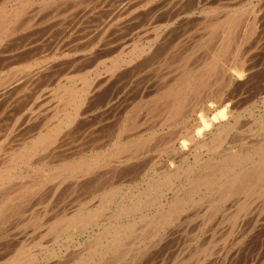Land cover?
<instances>
[{"label": "rangeland", "instance_id": "rangeland-1", "mask_svg": "<svg viewBox=\"0 0 264 264\" xmlns=\"http://www.w3.org/2000/svg\"><path fill=\"white\" fill-rule=\"evenodd\" d=\"M74 1L75 0H61V2H60V0H53V1H51L52 5L50 3V5L47 6V8L46 7H44V9L42 8L43 9L42 11L38 8V5H36V3H34V5L32 4V7L34 6L32 9H31V7L30 8L28 7V10L29 9H31V10L29 12H27L28 10L26 11V14H25L26 16L24 17V19L25 20L28 19V21H29L30 19L35 18L34 21L35 20L36 21L35 22L33 21L31 23V25L29 24L28 31H26V32H28L27 34H26V32L24 30H21L20 29L17 32L18 33V35H17L18 37L16 35L13 36V37L16 36L15 37V38H17L16 41L14 40L15 38L12 37V39H11V37H10V41L13 40L12 43L8 40L9 38L7 39V42H6L7 45H6V43L5 44L3 43V45H5V48L8 46V48H6V49L9 50V45L10 44H11L10 45L11 48H10L9 51L8 50L6 51L5 48H4L5 50L0 48V51H1V53H0V77L1 76H5V75H7L10 72L12 74L14 72V69L18 68L17 66H21L20 64L24 63L25 60L21 61L22 57H23V59H25L24 56H26V58H27L29 52H31V54L32 53L33 54H36L37 52H35V50H37L38 48H39L38 50H40V52H41V49H43V51H44L45 50V47H46V51L48 52V53L46 52V55L47 56H52L53 53H55V54L57 52L59 53V51H58L59 48H60L61 54H63V55L65 53H67V52L72 51L73 49L76 51V53L79 51V53H77L79 56H81V54L83 52L84 55L81 56L82 58H80V57H79L80 59L76 58V60H77L76 62L79 63L78 65L75 62L74 65H73V63L70 64L71 67L69 66V68H68L63 63V65L65 66L64 69L62 67V70L63 71L60 69L61 68L60 66L62 64L59 65V67L57 66L58 68L55 67L57 69V71H58V69H59V71L61 70L60 72H58V75H56L57 72L55 74L54 71L48 72L50 74H53V73L54 74L51 77L52 81L50 79H47V81H51L52 83L51 82L49 83V86L46 88V90L50 91L51 90V87H52L53 88V92H54L53 95H55L56 90H57V86L59 84H61V83H69L68 80H69L70 77H74L75 76V78L78 79L77 82L79 84V81H80L79 80L80 79L79 77H81V76L84 77L85 74H86L85 72H87V73L90 72V74H92L93 77L95 76L94 75V71L97 72V74L100 72L98 76H104V74L106 75V72H108V67L111 65V63L113 62V60H115V61L116 60H119L120 57H122L123 55L129 54L132 51V49L134 47H136V46L142 47V45L145 43L143 45V47L147 48V46L149 44L150 45L152 44V46H150V45L149 46L151 48H153L156 52L151 49L150 50L151 53L149 51L147 54H145V56L143 55L144 57H140L141 59H138L137 58V59L134 60V64L135 65L136 64H138V65L140 64V66H141L142 65L141 64L142 61L144 62V60L146 58L147 61H145V62H147V63H144L143 64V66H145V67H142L141 66V68H140L138 65L135 66L133 64L131 66V68L129 67L131 69L130 70L129 68H127V67L125 68V66H124V68H122V70L119 71L121 75H123L124 73H126V71L129 74L131 73V71H133L134 73L132 72L133 73V74L131 73L132 75L131 74L129 75V74L126 73L123 76H121L119 74V76L117 77V81H115L116 80V77L115 78L113 77L115 80L113 78H112L113 80L111 79V81H110L111 84H108V87L110 86L109 88L106 87L107 85H104V86H102L104 88L103 90H102V87H101V89L96 90V91L101 90L102 93L104 92L103 96H106L108 93H112V94H108L107 95L108 97H110L112 95L110 97L111 101L109 100V98H107V96L106 97H102V95H99V93L101 91L98 92L97 97L95 95H93L95 93L92 94L94 97L91 96L89 98L90 103L87 100V102L89 104L86 102L87 104L85 103L84 104L85 106H83V109L89 108L90 109V110H88L89 112L86 111L83 114V116L79 117L80 119H78L75 122L76 124L74 123L75 125H73V128L71 129V134H69L67 136V138H65V141H62L63 142L62 145H60V143H59V145H60L59 147L60 148H58V150L55 149V151L52 152V154L50 152L47 153L49 156H51V155L54 156L55 155L54 157H52L53 159L50 157V160L51 161H55L56 160V164L59 165V163L62 162V161H64V159H65V161H70V160H72V158H76V157L82 155V153H83V155L85 153L88 156H92V155H96V154H101L103 152H107V151L111 150L118 141L119 142H123L124 141L123 139H125V138L136 137L138 135V133H141L143 131L146 132V131L150 130V128H151V130L154 129L157 132L159 131L160 132L159 134H162L163 130H164V133L165 132L166 133L165 134L163 133L162 135L159 136V134L157 132L156 133L154 132L156 136L153 135L152 138L150 139V141L148 142L150 144V148L148 147L149 145L147 144V145H145L143 147L145 149V152H143L144 150L142 148L141 151L139 152V154H137V155L135 154V157L133 158L134 160L131 159L132 163L134 162L133 163L134 165L131 164V161H129L126 165H124V167L122 169V172L120 171L121 172L120 173L121 176H119V178L117 177L115 180H113L114 183H117V184H114L112 182L113 187L119 186L118 188L120 189V186H121V189H120L121 190L120 191L121 193L120 194L125 195L126 201H127V200H129L128 198L131 197L132 195L136 194L137 191L139 192V191L146 190L147 188H150L149 185L151 184L152 179L155 178V177H157L158 174L159 175H161L163 173L165 174V173H168L169 171L172 172V173L173 172L175 173V169H176V171L179 173L180 176H182V178L181 177L178 178V175L175 176V177L174 176L171 177V183L167 184L168 186L166 185L165 187H163L162 190L156 192L155 193L156 195L154 194V197L155 198L153 197L154 199L150 201L151 203H149V204H143L141 206L142 209L141 210L138 209V212L134 211V212L131 213V215L130 214L129 215H124V216L121 215V217H119V218L113 217L114 218V220H113V218L111 219V218H108V216H107V213H108V215H109V213L111 214V215H109V217L112 216V213L111 212H113L115 210L114 208L117 207L116 205H113L112 204L111 205L112 208L111 207H110V209L106 208L104 211H102L103 213L101 212L99 214L100 216L98 215L99 217L97 216L98 218L97 217L95 218V220H97L96 224L95 223H91L90 225H92V224L93 225L92 226L89 225L90 227L89 226H85L83 228H77L75 230L74 229H72V230L71 229H68V230L62 231V229H61V232H59V233L57 232L59 236L57 235L56 232L54 233V231H52V232L51 231H48V228L50 226L49 224H51L52 221H56L55 220L56 218H57V220L65 221V219H67L68 216H71L72 213H76L75 212L76 210H78V212H80V211L84 212L83 210H85L86 208H89V210L92 208L91 210H93V211H94V207H95V209L97 207L99 208L98 204L100 205V202L97 199H99V197H100L98 195V193L100 194V190L99 191L97 190L95 192V190H96L95 187H94L95 185L92 186L93 185V182L92 181L89 182V183L84 182L83 185L81 183L78 186L79 188L77 187V188L74 189L73 187H69L70 188L69 189L67 187L68 186H71V181H72L71 178H67V179H65L63 181V183L61 185V188L56 191L57 193L55 192L56 194L53 193L54 191L52 190L53 189V186H55V184L48 185L47 186L48 188L45 187L44 189L41 190L40 196L38 195L39 193H37L35 196H33V198H31L32 200L30 199L31 201L30 200L28 201L26 199L27 201L24 202V205L22 204V206L18 210H14L11 213V216L9 215L10 218L8 217L5 220L6 222L4 221V222L0 223V247H1L0 248V255L1 254L3 256H4V254H5V256L7 254L12 255L13 252H15V250L18 247L17 246V243L19 244L21 242L22 244L23 243L25 244V252L28 251V250H29L28 252L31 251V254H30L31 255V259H30V262L28 260V261H26L23 264H70V263L71 264H76V263L78 264L79 262L86 261L87 259L85 260V258H87V257H89V256H91L93 254H95V256H96V254L98 252H96V253L94 251L92 252V250H94L93 249V246L95 244H98L99 245V243H97L98 242L97 241V238H98V236H100L99 235L100 232H102V229H103L102 226L106 225L110 221L111 222V225H110V222H109L108 223V227H112V229H113V226L114 227L116 226L118 228L121 227V224L120 223H122L123 226L126 225V224H129L128 228L127 229H124V231H126V233H125V236H124L125 238H123L122 247H123V250L126 247L125 244H124V242L126 244L128 243L127 244L128 247H126L127 249L125 248L127 251H126L125 257L122 260L123 262L121 264H123L126 260H128V261L130 260V261L129 262H125V264H130L132 262V260H134L136 264H137V262L139 264L140 261L143 262L142 264H264V201H263L264 200V198H263L264 197L263 196L264 193L259 194V195H257V194L256 195L255 194L251 195L250 197H248L247 204H245V205L244 204H238L239 201H242L244 199L245 195H243V194H238V195L237 194H234L233 196H231V198L229 197L223 203L218 204L219 206L216 205V204H213L212 205V204H210V201H209L208 198H203L202 200L198 201L197 203H194V204L192 203V206L190 204V205L187 206L188 208L185 207L183 209L184 211L180 210V213L178 212V214L175 215L177 217H175V220L173 221V223H171L167 228H165L164 229L165 231L163 230V233L161 234V236L160 235H157L155 237L156 239L158 237L157 241H156V239L155 240H151V241L149 239V241H148V239L145 237L146 236L145 233H142L143 231L144 232L146 231V230H144L145 228H144V224L143 223H144V219L147 218V217H144L143 215H146L147 214V216L148 215L149 216H152L153 214H155L154 212L158 209L159 205H161L159 203L162 202V200H164L165 196L166 197H172V195H173V192L172 191H174V189L177 186H179L182 183H184L183 181L185 179V175H183V174H184V170L187 167L193 166V165H195L197 163H201V162L203 163V161L205 162V161L209 160L212 155H215L216 154V156H213V157H217V155L219 156L223 152H227L229 150L230 151H236V150H238L242 146L251 145V143L254 144L256 142H259V140H261V138L264 137V129H256V127L259 124V122H263L264 123V88H263V86H264V42H263L264 41V31H263V29H264V25H263L264 24V7H261V6H264V0H262V1L261 0H246V2H245V0H236V1L235 0H232V2H230L231 0L230 1L229 0H214L215 3H213L214 1H212V3H211V0H192V1L191 0H183V3L182 4H181V1L182 0L181 1L180 0H174L172 2L170 1V3H169V0H167V2H165L166 0H162V2H161V0H146L147 3H148L147 6L151 5L148 8L146 6L145 7V9L147 8L146 10L143 8L145 6V4H146V1H144V0H129V1L128 0H124V1L123 0H113L112 2H111V0H98V1H96V0H84V1L83 0H76L75 3H74ZM139 1H141L142 3L139 2ZM177 1H179V2H177ZM204 1H206V2L204 3ZM220 1H222V2H220ZM132 2L134 4L137 3V5L136 6L134 5L135 6L134 7L132 5ZM138 2L140 3L139 5H138ZM151 2H153V4H151ZM175 2H177L176 3L177 5L175 4ZM189 2H191V3H189ZM208 2H210V4H208ZM218 2H219V4H217ZM234 2H237V3H234ZM251 2H252V4H251ZM167 3H169V6H168ZM228 3H229V5H228ZM248 3L252 5V8L255 7L256 9H259L260 10L259 11V13H260L259 15H261L260 16L261 19L258 16V18L256 20V23H258V24H255L254 23V26L256 25V27L254 28L255 30H253V27H252L253 26L252 25L253 22L251 23L252 18L250 17L251 13H249V10H248V13L245 14L246 17L245 16L243 17V19L245 18L244 22H242V24L240 23L241 24L240 26L243 27L245 25L244 27L247 26L246 27L247 29L244 28V27L243 28L241 27V29H240V27H239L240 31L237 30V32L239 31L238 33L235 31V33H236L235 34V36H236L235 37V39H236L235 40V43L236 42L237 43H236V45H233L232 46V49H230V53L234 52V49L237 50L236 53H238V55H239V56L237 55V59H238L237 62L240 63V64L242 63V66L243 67L245 66V63L247 62L248 63L247 65L249 67L248 66H245L246 67L245 70L248 73H250V74H248L247 72H245V74L243 73L244 74V77L241 80L239 79V81H236L238 79H236V77H234L232 79V81H235V82L234 83L232 82L231 84H228V82H227L228 81V75L225 74V73H223L222 70H218V72L216 73V75L214 77V80H212V82H210L211 87H209V89H202V91L200 90L199 94L201 96L204 95L203 97L199 96V94L197 95L196 93H193L192 94V92H189L188 94L190 95V97L193 95L192 96L193 99H192V98H189V95L186 94V98L187 99L185 98V102H186V104L184 106V110L185 111H183L182 114H185L186 111L188 113L186 112V114L184 115V117L182 116L180 118V120L178 119L175 122L174 121H170L168 125H164L163 127H160L159 122H160V117H161V114H162V109L160 107L156 106V109H157L156 111L157 112H154L153 111L151 114H149V112H148V114H149L148 115L145 112L147 111V108H148V106L151 105V103H149V105H148L147 102H152L153 99H154L152 97H155L157 95L159 89L161 91L164 88V86H167L168 84L173 83V81L176 80L178 76L180 77L184 73L185 69L188 70L190 68L191 69L192 68L193 69L198 68L200 65H202V63L206 59H208L210 57V51L213 50L214 42H211L210 43L208 41H205V39H204L206 37V34H205L206 33V31H205L206 29L204 27H202V26H204V23H205L204 21H206L209 18H211L212 15H214V14L220 15L221 13L224 12V10H228V9L230 10V8L233 9V8H236V7L237 8L238 7H242V6L248 5ZM164 4H165V6H164ZM180 4H181V6H180ZM233 4H234V6H233ZM256 4H260V7L261 8L259 7V5H256ZM155 5H159V6L157 7ZM209 5H211L214 8L212 9L211 6L209 7ZM128 6L129 7L130 6H133V7L130 10H128V11H124L122 13L120 12V10L122 11V9H124V8H126ZM228 6L229 7L231 6V7L228 8ZM35 7L37 8L36 10H40V14H39L38 11H35ZM168 7L170 9H168ZM171 7L172 8L174 7L173 10H172ZM119 8H120V10H119ZM136 8H138V9L140 8V9L138 10ZM149 8H150V10H149ZM162 8H163V10H162ZM205 8H206V13H205ZM208 8H210V9L207 10ZM215 8H217V9L215 10ZM221 8H223V9H221ZM115 9H117L118 12H120V13L115 12L113 14V12H114ZM131 10H132V12L134 10H136V11L138 10V11L135 12L133 16H131L130 15ZM147 10H149V11H147ZM201 10L203 11L204 14L202 13ZM111 11H112V13H111ZM209 11H211V13H209ZM218 11L220 13H218ZM152 12L153 13H156V14H159L160 16H158L156 14H153ZM255 12L257 13V11H255ZM33 13H35V14H33ZM147 13H149V14H148V17L146 18ZM208 13H209V15L211 14V16H209ZM118 14L119 15L121 14L122 16H119ZM131 14H133V13H131ZM143 14H145V16ZM72 15H73V17H72ZM114 15H116V16H114ZM152 15H154L156 17L158 16L157 19L159 21L158 20H155L156 18L154 16H152ZM193 15L196 18H194ZM137 16L143 18V20H141V18L138 19ZM197 16H200V19ZM205 16H206V19L204 21H202L201 20L202 17H205ZM115 17H116L117 20L115 19ZM126 17H128V19ZM189 17L190 18L192 17L194 19L192 20V18L190 19ZM247 17H249V18L246 19ZM148 18H149V20H148ZM186 18L187 19L189 18L191 21L189 19L186 20ZM61 19H63V20H61ZM198 19H199L200 22L197 21ZM123 20H125V21H123ZM28 21L26 20L25 23H27ZM65 21H67V22H65ZM118 21L119 22L122 21L121 22L122 24L120 23V25H119L118 24L119 23ZM192 21H193V23L194 22L195 23L193 24ZM150 22H151V24H150ZM152 22H153V24H155L154 27H153ZM166 22H167V24H166ZM247 22L248 23L250 22V23L248 24ZM55 23H57V24H55ZM126 23L127 24L129 23V24L127 26H125ZM156 24H158V25H156ZM43 25L44 26L46 25L47 27L46 26L44 27ZM107 25L109 27H107ZM122 25H124V26H122ZM160 25H161V27L159 28ZM164 25H165V28L163 27ZM172 25H174V26H172ZM36 26H38V27H36ZM181 26L183 28H181ZM200 26H201V28H200ZM51 27H53V28H51ZM187 27H188V29H187ZM249 27H251V28H249ZM30 28H32V29H30ZM153 28H155L154 31H153ZM196 28H197V30H196ZM167 29H169V30L173 29L174 32L167 31ZM203 29H205V30H203ZM243 29L245 31H243V34H242L241 31ZM199 30L200 31L203 30L204 32L202 31L203 32L202 33ZM21 31H23V32H21ZM45 31H48V32H45ZM38 32H40V33L43 32V33H42V35H40V33H38ZM142 32L145 34V36H144V34ZM250 32H253V33H250ZM19 33H20V35H19ZM37 33H38L39 36L37 35ZM44 33H46V34H44ZM157 33H159L160 35L159 36L156 35ZM186 33H188V34H186ZM22 34H23V36H22ZM24 34H26L25 38H24ZM29 34L32 35V36H30ZM48 34H50V35H48ZM125 34L127 35V37H126ZM237 34H238V37H240V38H238L240 42L237 41L238 40L237 39ZM142 35H143V37H142ZM154 35L157 36L158 39L154 38ZM19 36L20 37L22 36L21 38H22V40L24 39V42L21 41V38ZM28 36H29V38H28ZM30 37H32V38H30ZM36 37H40V39L39 38L37 39ZM253 37L255 39H253ZM44 38H45V40H44ZM151 38L152 39L154 38V41L151 40ZM200 38H202L201 39V41H202L201 43L207 42L206 45L199 43L200 42ZM250 38H251V40H250ZM18 39H20L21 42ZM126 39L128 40L127 42H126ZM144 39H146V40H144ZM248 39H249V41H248ZM17 40H18V42H17ZM33 40H34V42H33ZM35 40H37V41H35ZM160 40H161V42H160ZM254 40L256 41L255 43H257V45L254 43ZM29 41H30V44L27 43ZM88 41H90V44H89ZM260 41L263 42L261 45L259 44ZM35 42H37V43H35ZM96 42L99 43V44H97ZM26 43L30 46V48H29V46L26 45ZM34 43H35V45L37 44L38 46L36 45V47H34L35 46ZM45 43L47 45H45ZM78 43H79V46H77ZM159 43H160V45H158ZM161 43H163L162 46H161ZM198 43L201 46L198 47ZM13 44L16 46L15 48H13L14 47ZM18 44H20L21 47ZM121 44L125 45V47L127 46V44L129 46L131 45L130 46L131 48L129 46H127L126 48L125 47L123 48V45H121ZM146 44H147V46H146ZM170 44H171V46H170ZM73 45L75 47H73ZM115 45H117L118 47L117 46L115 47ZM156 45L159 48H162V50L160 49L161 50L160 51L158 49V47H156ZM175 45H176V47H175ZM196 45H197L198 48L196 47ZM31 46H33V48H35V49L34 50L31 49ZM23 47L27 51H29V52L25 51V49ZM61 47H62V49H64V52L61 49ZM71 47H73V48H71ZM154 47H156V48H154ZM181 47H183V48H181ZM21 48L24 49V50L22 51ZM260 48H261L262 51H260ZM11 49L13 51H16L17 50L16 53L19 50V52H18L19 54H20V50H21L22 55L20 54L21 55V56L19 55L20 57L17 56L18 54L14 53ZM81 49H82V51H81ZM83 49H84V51H83ZM87 49H88V51H86ZM113 49H116V50H113ZM209 49H210V51H209ZM32 50L34 52H32ZM120 50H122V51H120ZM238 50L241 51V52H239ZM90 51H91V53H90ZM92 51H93V55H92ZM153 51H154V53H152ZM24 52H26L28 54L26 55ZM40 52L37 53L38 54L37 56L42 55V54L45 55L44 52H41V53ZM243 52H244V54H242ZM183 53L185 55L184 56L185 57L184 58L185 60L181 56V55H183ZM23 54H25V55L23 56ZM87 54L89 55V57H88ZM152 54H155V56L154 55L152 56ZM203 54H204V56H202ZM229 54L226 55V57H225L226 59L223 58L224 61L225 60L226 61L227 60L228 61H232L231 59H228V58H230L229 57ZM248 54H249V56H248ZM15 55L18 58H16ZM187 55H189V56H187ZM242 55H243V57H242L243 59H240ZM8 56H10V57H8ZM13 56L15 58H13ZM74 56H75V54H74ZM94 56H96V57H94ZM70 57H72V55ZM147 57H149V58H147ZM186 57H187V59H186ZM248 57H250L252 59V61ZM256 57H257V59H256ZM87 58H91V59H89V60L86 61ZM15 59L17 61H19V62H17ZM13 60H15V61H13ZM140 60H142V61H140ZM239 60H240V62H239ZM139 61L141 63H138ZM244 61H246V62L244 63ZM248 61L251 62L252 64L249 63ZM178 62H179V65L181 63L182 64L180 66H178ZM81 63H82V65H81ZM187 63H189L190 66ZM243 63H244V65H243ZM92 65H93V67H92ZM134 66H135V68H134ZM137 67H139V70H138ZM11 68H13V69H11ZM93 68H94V70H93ZM132 68H133V70H132ZM123 69H126L125 72L123 71ZM180 69H182V70H180ZM6 72H7V74H6ZM121 72H123V73H121ZM251 72H253V73H251ZM176 73H178V74L175 75V76H173ZM68 74H70V75H68ZM55 75H56L57 80L55 78ZM256 75H258L259 77L256 76ZM128 76H130V77H128ZM225 76H227V78H225ZM46 77H50V75L49 76L46 75L45 78ZM95 77H97V76H95ZM45 78H44V82L43 83H46L45 82L46 81ZM171 78L172 79L175 78V79L172 80ZM216 80L218 81L217 83H216ZM164 83H166V84H164ZM217 84H218V87H216ZM221 85H222V87L225 85V88L222 89ZM43 86H45V84H43ZM220 87H221L222 90L221 89L219 90ZM210 88H212V89H210ZM260 88H262V89H260ZM112 89H113V91H111ZM227 89H229V90H227ZM36 90H41V87L40 86L38 88L36 87ZM209 90H211V91H209ZM231 90H233V92ZM208 91H209L210 94L206 95ZM220 91H222V92H220ZM30 92H33V90L31 89ZM220 93L222 94V96H220L221 95ZM34 94H36V93H34ZM154 94H155V96H154ZM218 94H219V97H223L224 96V97L229 98L228 100H231L232 99L231 100L232 102H233V100H235L236 103L239 102L238 103L239 106H237V104L234 101V103L236 105L235 104H233V105H235V107H236L235 109H237V110H234V108H231V107H229L227 109H225V108L223 109L224 104H225V103H223L218 109H216L212 114H210L211 116L209 115V117L212 119V121L215 124L216 123L219 124V126L216 124L215 125L216 127L214 128L213 127L214 125L211 126L210 124H208V121L205 120L208 117H206V114L204 112L205 110H203V109L205 107L204 106L205 104L206 105H209L212 102L215 103V101H217V99L219 98L218 97ZM236 94H237V97L235 96ZM29 95H30L29 94V90L28 91L26 90L25 92L18 93L17 96H16V94L12 95L10 97L11 100H10V98H7L8 100L5 99V102H0V103H3V105L0 104V136H2L0 138L4 139L3 141H2V139H0V145H2V146H0L1 147L0 148V151H1L0 152V158L6 156L9 153V151L18 148V146H20L19 144H21L23 142V140H21V139H23V137L24 138H28L32 134H35L39 130V127H37V128L31 129V130L25 129V131H26L25 132L24 129H22V128L19 129L18 128V129L15 130V132H10L11 124L13 122H15V120L17 118H19V117L26 118V116H25L26 113H24V112L28 109L27 106H30V104L32 102L31 98L33 97V96H30L29 97ZM53 95H52V90H51V95H50L51 99L49 97L50 100L46 99L43 102V103H45V105L43 106L45 108L44 109V112H43V109H42L43 107L35 108V112H34L35 115L38 112H40V116H41L42 115V112L44 114L45 112H47L49 110L46 113V115L50 116L51 113L54 112V110H56V109L59 108L57 106L58 101H57V99H55V96L53 97ZM98 95L101 96L102 98L99 97ZM230 96H233V98L232 97L230 98ZM95 97L97 98L96 101H95V99H96ZM198 97H200L201 99L198 98ZM216 97H217V99H216ZM238 97H239V99H238ZM29 98H30V100H29ZM27 100L30 101V102L26 103ZM102 100L105 103L102 102ZM150 100H152V101H150ZM15 101H16V104H15ZM92 101L93 102L95 101V102L92 103ZM189 101H191V103ZM50 102H51V104H47V103H50ZM194 103H198V104L194 105ZM18 104H20V105L18 106ZM100 104H101V106L99 107ZM191 104L193 105V107L191 106ZM89 105H90V107H89ZM145 105H146V107H145ZM187 105H190L189 106L190 108ZM132 106H133V108H132ZM186 106L188 107V110H187V107ZM195 106H197V107H195ZM202 106H204V107H202ZM53 107H54V109H53ZM50 108H51V110H50ZM243 108H245V109H243ZM125 109L127 111L129 109L130 111L127 112ZM158 109H159V111H158ZM191 109H192V111H191ZM230 109H232V110H230ZM94 110L97 111L98 113L95 114L96 112H94ZM22 111H24V112H22ZM193 111H195V112H193ZM236 111H238L240 117L238 116V114H236L238 117L237 118L236 117L233 118L232 115L234 114L233 116H235V113H237ZM125 112L128 113V114L131 112V114H129V115H131V118L130 119L132 121L135 120V122H136L135 124L137 126H135L130 131L129 130L126 131L125 132L126 134L125 133H122V135L125 134V136L124 135L122 136L120 134L121 132L119 130L121 129L120 127L123 126V124H124L123 122L126 121L125 120L126 117H124ZM221 112H223L225 114L222 116V115H220ZM153 113H155V114H153ZM91 114H93V116ZM213 114H215V115H213ZM186 115L188 116V119H186L187 118ZM92 117L94 119H97L98 122H97V120H93ZM144 117H145V119H144ZM82 118L85 119L86 121L85 120L82 121ZM255 118H256V120H255ZM90 119H92L93 122ZM100 119H102L101 122H100ZM143 119H144V121H143ZM146 119H147V121H146ZM185 119H186V121H185ZM235 119H237V120H235ZM21 120L23 121L24 119L20 118V121ZM131 120H127L128 123L127 122H125V123L127 125H130L129 123H130ZM84 121H85V123H84ZM87 121H89V122H87ZM90 121H91V123H90ZM142 121H143V123H147L148 125L145 124V126H144V124H143V126H141L140 125V122H142ZM184 121H185V124H183ZM233 121L234 122L236 121L237 123L235 122V124H234ZM181 122H182V125H181ZM80 123H81V126L82 125H85L86 127L85 126H82V127L79 126ZM82 123H84V124H82ZM230 123L233 126L232 129L234 128L233 130L231 129V126H228ZM91 124H92V126H91ZM174 124H176V125H174ZM147 126H149V127H147ZM189 126H191V127H189ZM223 126H224V128H223ZM227 126H228V128H230L229 132H226L227 129H228ZM83 128H84V130H83ZM189 128L190 129L193 128L192 130L196 134V135H193V136H190L189 135L192 138V140L195 139L198 136L195 139L196 141L193 140L192 143H190V141H192L191 138L188 137L187 135H185V134H187L186 130L189 129ZM93 129H95L96 131L93 130ZM222 129L223 130L226 129V130L222 131ZM89 130L91 132H89ZM103 130H104V132H103ZM140 130H141V132H138ZM92 131H95V135H92V134H94V132H92ZM101 131H102V133H101ZM209 131H211L212 133L214 131L215 133L212 134ZM8 132H9V134L12 133L10 135V137H7ZM5 133H7V134H5ZM18 133L20 134V136L18 135ZM21 133H23L24 135L21 134ZM73 133H75V135ZM167 133H170V134H167ZM174 133H176V134H174ZM226 133H228V135ZM80 134L81 135L82 134L85 135V137H83V135L81 136ZM135 134H137V135H135ZM149 134L150 133H147L146 132L144 134V136H147ZM181 134H183V135H181ZM219 134H220V136H219ZM126 135H127V137H126ZM177 135H178V137H177ZM207 135H208V137L206 139H203ZM224 135L226 137H224ZM16 136L19 138V140L17 139ZM73 136H75V137L73 138ZM120 136H121V139H119ZM181 136H182V138H181ZM71 137L73 139H75V141H72L73 139ZM176 137H177V139H176ZM215 137H217L218 139L221 138L220 141H219L220 143H218V141H216L217 138H215ZM69 138H70V140H68ZM167 138H172V139H175L176 140L173 146H170L169 145V142H167V140H168ZM152 139H155L156 142H154V140H152ZM187 139H189L190 141L188 142ZM7 140H8V142H7ZM203 140H205V141L207 140L206 141V144L204 146L203 145L200 146L198 144V142L199 141L202 142ZM222 140H223V143H222ZM230 140H233V141H230ZM209 141H213V143L212 142H209ZM67 142H69V143H67ZM164 142H165V144H164ZM194 142L195 143L197 142V143L194 144ZM233 142H235V143H233ZM90 143L92 144V147H91V144ZM157 143H158V146H157ZM210 143H212V144L209 145ZM66 144H69V145H66ZM81 144L83 145V147H82ZM109 144H110V146H109ZM189 144H194L193 146H191L192 149H190ZM214 145H216L218 147L214 149V147H215ZM96 146H97V148H96ZM98 146H100V147H98ZM181 146H182V148H181ZM185 146H187V148ZM90 147H91V149H89ZM166 147H168V148H166ZM211 147H213V148H211ZM180 148H181V151H179ZM188 148L190 149V151L187 150ZM200 148H201V150H200ZM154 149H156V150H154ZM212 149H214V150L212 151ZM4 150L6 152H4ZM100 150H101V152H100ZM146 150H148V151H146ZM82 151H84V152H82ZM87 153H89V154H87ZM181 154H185V155H182V158H180L181 157L180 156ZM43 155L44 154L41 153L39 156H43ZM65 156H66V158L63 159V157H65ZM120 156H121L120 158L122 160H123V158L125 159V157H123V154L122 153L120 154ZM149 158H151V159H149ZM57 159L60 160L58 163H57ZM188 161H189V163H188ZM113 162L114 161H111L107 166H104L105 171H108V170L110 171L111 170V166L113 165L112 164ZM172 163L175 164V165H173ZM125 166H127V167H125ZM100 168H101L102 171H104V169H102L103 167H100ZM125 168H126V170H125ZM127 168H128V170H127ZM180 170H181V172H180ZM108 173L110 174L111 172H108ZM147 175H148V177H147ZM177 181H179L180 183L177 182ZM90 183H91V185H90ZM147 183H148V185H147ZM175 184H178V185L175 186ZM85 185H88V186H86V188H85ZM124 185H125V187L127 185L129 190H127V187L125 188ZM129 185H130V187H129ZM141 185H143V186H141ZM171 185H172V187H171ZM81 186L84 187L83 188L84 190L81 188ZM137 186H138V188H136ZM131 188H134L135 190L134 189H131ZM62 189H64V190H62ZM65 189H66V191H65ZM93 189H95V190H93ZM106 189H108V188H106ZM59 190H61V191H59ZM48 191H50L51 193L48 192ZM125 191H127V192H125ZM89 192H90V194L91 193L92 194L90 195ZM132 192H133V194H132ZM127 193H129V194H127ZM54 194H55V196H54ZM158 195H160V196H158ZM58 196H60V197H58ZM234 196H235V198H233ZM41 197H43V198H41ZM160 197H162V198L160 199ZM239 197H241V198H239ZM89 198H91V199H89ZM131 198H133V197H131ZM95 199H96V202H95ZM258 199H259V201H258ZM156 201H157V204H156ZM80 202H81V204H80ZM93 202H94V204H92ZM83 203H88V204H83ZM96 203H97V205H96ZM238 205H244V208H243L244 210L242 209L243 211H240V208L238 207ZM90 206H91V208H90ZM148 206H150V207H148ZM210 208L213 209V210H211ZM148 210H149V212H148ZM151 210H153V211H151ZM204 211H205V213H204ZM138 213L139 214L142 213L143 215L142 214L139 215ZM135 214H138L139 216L138 215H135ZM105 215H106V219H105ZM233 215H235V217L232 218ZM23 216H24V218H23ZM149 216H148V218H149ZM58 217L60 219H58ZM137 217H138V219H140L139 217H141V219L140 220H137ZM204 217H206V218H204ZM28 218H29V220H27ZM124 218H126L127 221ZM49 219L51 220V222H50ZM129 219L132 220V221H130ZM24 220L27 223H29V224L27 225ZM36 220H38V221H36ZM47 220H49V221H47ZM117 220L120 221V222H118ZM33 221H34V223H33ZM7 222H9V223L7 224ZM30 222L33 223V224H31ZM35 222L36 223L38 222L37 225H36ZM98 222H100V225H98L99 224ZM140 223H142V224H140ZM94 224H95V226H94ZM119 224H120V226H119ZM135 224H136V226H135ZM133 226H134V228H133ZM2 227L5 229V230H2L3 232H1V229H3ZM100 227H102V229ZM129 227H130L131 230L129 229ZM138 227L142 231L141 233H140V230H139ZM137 229H138V232H137ZM45 230H46V232H45ZM41 231H44V232L42 233ZM49 232L52 233V234H50ZM127 232L129 234H127ZM39 233H40V235H38ZM65 233H66L67 236L65 235ZM53 234L57 238H55V236ZM130 234H131V237H130ZM51 235H52V237H51ZM132 235H136V236H133L132 237ZM237 235H238V237H237ZM69 236H70V238H69ZM94 236L96 238H94ZM28 238H29V240H28ZM17 240H19V241H17ZM139 240H140V242H139ZM129 241H132L131 242L132 245L130 244ZM145 241L146 242L148 241V243H146ZM158 241H160V243H157ZM134 242H136V243L138 242L139 245H138V243L135 245ZM15 243H16V245L14 247V244ZM34 243H36V244H34ZM37 243H38V246H37ZM90 243L93 246L90 247L89 246ZM93 243H95V244H93ZM86 244L88 245V247L86 246V249H84ZM27 245H28V247L30 249L26 247ZM43 246H46V247L43 248ZM83 246H84V248H83ZM96 246L97 245H95L94 247H96ZM89 247L92 248V249H90ZM153 247L156 248V249L154 250ZM96 248H97V251H98V246ZM129 249H131V251ZM144 249H145V251L143 253V250ZM34 250H35V252H34ZM80 250H81V252H82L81 254H83V256L81 254L79 255V253H80L79 251ZM37 251H38V253H37ZM85 251L88 252V253H86ZM28 252H26V253H28ZM77 252H79V253H77ZM32 253H33V255H35L34 253H36V255H35L36 258H34L35 256H33ZM131 254H132V257L133 258L130 256ZM127 255L129 256V258L130 257L131 258L129 259ZM75 257H77V258H75ZM68 258L70 260H67ZM74 259H76V260L78 259V260L76 261ZM81 259H82V261H80ZM106 259H108V258H106ZM137 259H138V261L136 262Z\"/></svg>", "mask_w": 264, "mask_h": 264}, {"label": "bare ground", "instance_id": "bare-ground-1", "mask_svg": "<svg viewBox=\"0 0 264 264\" xmlns=\"http://www.w3.org/2000/svg\"><path fill=\"white\" fill-rule=\"evenodd\" d=\"M36 0H1L0 1V48L1 49H4L5 48V45H3V43L5 44L6 42H7V39L10 41V37H11V39H12V37L14 36V35H18V31L21 29V30H24L25 32L26 31H28V26H29V24L31 25V23L34 21V19L35 18H32V19H30L29 21H28V19H26L28 22L27 23H25V19H24V17L26 16L25 14H26V11L28 10V7L30 8L31 7V9L34 7H32V4L34 5V3H36V5H38V8L42 11L43 9H44V7H46L47 8V6H49L50 5V3H51V1H53V0H37L36 2H35ZM76 1V0H75ZM75 1H74V3H75ZM84 1V0H83ZM96 1H98V0H96ZM113 0H111V2H112ZM124 1V0H123ZM129 1V0H128ZM144 1H146V0H144ZM170 1L172 2V1H174V0H169V3H170ZM181 1V0H180ZM192 1V0H191ZM212 1H214V0H211V3H212ZM230 1V0H229ZM228 1V2H229ZM236 1V0H235ZM262 1V0H261ZM55 2V1H54ZM53 2V3H54ZM60 2H61V0H60ZM105 2V1H104ZM139 2H141V1H139ZM138 2V5L140 4ZM154 2V1H153ZM153 2H151V4H153ZM161 2H162V0H161ZM165 2H167V0L165 1ZM177 2H179V1H177ZM177 2H175V4L177 3ZM206 1H204V3H205ZM220 2H222V1H220ZM230 2H232V0L230 1ZM245 2H246V0H245ZM248 2V1H247ZM67 3V2H66ZM124 3V2H123ZM142 3V2H141ZM144 3V2H143ZM150 3V2H149ZM169 3H167L168 4V6H169ZM183 3V0L181 1V4ZM189 3H191V2H189ZM213 3H215V1L213 2ZM234 3H237V2H234ZM242 3V2H241ZM240 3V4H241ZM259 3V2H258ZM78 4V3H77ZM86 4V3H85ZM147 1H146V4H145V6L143 7L144 9H145V7L147 6ZM158 4V3H157ZM162 4V3H161ZM173 4V3H172ZM181 4H180V6H181ZM203 4V3H202ZM208 4H210V2H208ZM217 4H219V2L217 3ZM251 4H252V2H251ZM251 4H249L248 3V5H245V6H242V7H236V8H230L229 6H228V8H230V10L228 9V10H224V12L223 13H221L220 15H216V14H214V15H212V17L211 18H207L208 20H206V21H204L205 19H206V16L205 17H202V21H204L205 23H204V26H202V27H204L205 29H203V30H205L206 31V37L204 38L205 39V41H208V42H214V47H213V50H211L210 51V49H209V51H210V57L208 58V59H206L203 63H202V65H200L198 68H195V69H185V71H184V73L179 77H177V79L176 80H174L173 81V83H171V84H168L167 86H164V88L160 91V89H159V91H158V93H157V95L155 96V94H154V96L155 97H152V98H154L153 99V101L152 100H150V101H152V102H147L148 103V105H149V103H151V105L150 106H148V108H147V111L145 112L146 114H148V112H149V114H151L153 111L154 112H157L156 110V106H158V107H160L161 109H162V114H161V117H160V122H159V124H160V127H163L164 125H168L169 124V122L170 121H177L178 119L180 120V118L183 116L184 117V115L186 114V112H185V114H182L183 113V111H185L184 110V106H185V104H186V102H185V98H186V94L187 95H189L188 93L189 92H192V94L193 93H196L197 95L199 94V92H200V90L202 91V89H209V87H211V84H210V82H212V80H214V77H215V75H216V73L218 72V70H222L223 71V73H225V74H227L228 75V84H231L232 82L234 83L235 81H232V79L234 78V77H236V79H238V80H236V81H239V79L241 80L243 77H244V74H245V72H247L246 70H245V66H248L247 64V62L246 61H244V63H245V66L243 67L242 66V63L240 64V63H238L237 62V55H238V53H236V51L237 50H235L234 49V52H232V53H230V49H232V46L233 45H236V43H235V31L237 32V30H239L240 31V29H241V27L242 26H240L241 24H242V22H244V20H245V18L243 19V17L245 16V14H247L248 13V10H249V13H251V15H250V17L252 18V21H251V23H252V27H253V30H255L254 28L256 27V25L254 26V23L255 24H258V23H256V20H257V18H258V16L260 17L261 15H259L260 13H259V9H256L255 7H253L252 8V5ZM254 4V3H253ZM261 4V3H260ZM260 4H256V5H259V7H260ZM51 5H52V3H51ZM62 5V4H61ZM66 5V4H65ZM64 5V6H65ZM83 5V4H82ZM132 5L134 6H136L137 5V3H133L132 2ZM171 5V4H170ZM177 5V4H176ZM185 5V4H184ZM191 5V4H190ZM198 5V4H197ZM200 5V4H199ZM215 5V4H214ZM221 5V4H220ZM219 5V6H220ZM228 5H229V3H228ZM63 6V7H64ZM87 6V5H86ZM107 6V5H106ZM111 6V5H110ZM133 6H128V7H126V8H124V9H122V11L120 10V8H119V10H120V12L122 13V12H124V11H128V10H130ZM134 6V7H135ZM149 6H151V5H149ZM149 6H147V8L149 7ZM155 6H159V5H155ZM161 6V5H160ZM164 6H165V4H164ZM172 6V5H171ZM179 6V7H180ZM211 5H209V7H210ZM217 6V5H216ZM233 6H234V4H233ZM232 6V7H233ZM236 6V5H235ZM239 6V5H238ZM255 6V5H254ZM52 7V6H51ZM59 7V6H58ZM95 7V6H94ZM138 7V6H137ZM206 7V6H205ZM212 7V6H211ZM218 7V6H217ZM257 7V6H256ZM258 7V8H259ZM261 7H264V6H261ZM260 7V8H261ZM43 8V9H42ZM45 8V9H46ZM57 8V7H56ZM79 8V7H78ZM77 8V9H78ZM92 8V7H91ZM146 8V9H147ZM151 8V7H150ZM150 8H149V10H150ZM164 8V7H163ZM163 8H162V10H163ZM166 8V7H165ZM172 8V7H171ZM174 8V7H173ZM173 8H172V10H173ZM214 7H212V9H213ZM226 8V7H225ZM31 9H29L27 12H29ZM37 8L35 7V11H38L39 12V14H40V10H36ZM70 9V8H69ZM136 9H138V8H136ZM140 9V8H139ZM138 9V10H139ZM145 9V10H146ZM168 9H170L169 7H168ZM183 9V8H182ZM210 8H208L207 10H209ZM211 9V10H212ZM217 8H215V10H216ZM221 9H223V8H221ZM256 9V10H255ZM34 10V9H33ZM85 10V9H84ZM137 10V11H138ZM149 10H147V11H149ZM155 10V9H154ZM157 10V9H156ZM159 10V9H158ZM262 10V9H261ZM34 11V12H35ZM72 11V10H71ZM89 11V10H88ZM136 10H134L133 12H132V10H131V13H133V14H131L130 13V15L131 16H133L134 15V13L135 12H137ZM144 11V10H143ZM146 11V12H147ZM160 11V10H159ZM170 11V10H169ZM187 11V10H186ZM191 11V10H190ZM202 11V10H201ZM223 11V10H222ZM221 11V12H222ZM255 11H257V13L255 12ZM115 12H117V13H120V12H118V10L117 9H115L114 10V12H113V14L115 13ZM197 12V11H196ZM215 12V11H214ZM37 13V12H36ZM46 13V12H45ZM48 13V12H47ZM111 13H112V11H111ZM153 13V12H152ZM161 13V12H160ZM202 13H203V11H202ZM201 13V14H202ZM205 13H206V8H205ZM209 13H211V11H209ZM209 13H208V15H209ZM217 13V12H216ZM218 13H220L219 11H218ZM33 14H35V13H33ZM54 14V13H53ZM100 14V13H99ZM105 14V13H104ZM124 14V13H123ZM146 14V13H145ZM145 14H143L144 16H145ZM148 14L149 13H147V16H146V18L148 17ZM153 14H156V13H153ZM178 14V13H177ZM191 14V13H190ZM189 14V15H190ZM204 14V13H203ZM38 15V14H37ZM112 15V14H111ZM119 15V14H118ZM129 15V16H130ZM156 15H158V16H160L159 14H156ZM182 15V14H181ZM192 15V14H191ZM200 15V14H199ZM36 16V15H35ZM66 16V15H65ZM98 16V15H97ZM101 16V15H100ZM114 16H116V15H114ZM119 16H122L121 14L119 15ZM118 16V17H119ZM125 16V15H124ZM143 16V17H144ZM152 16H154V15H152ZM157 16V17H158ZM204 16V15H203ZM209 16H211V14L209 15ZM248 16V15H247ZM34 17V16H33ZM63 17V16H62ZM69 17V16H68ZM72 17H73V15H72ZM138 17V16H137ZM156 19L155 20H158L157 19V17L156 16H154ZM176 17V16H175ZM188 17V16H187ZM193 17H194V15H193ZM199 19H200V16H197ZM246 17V16H245ZM71 18V17H70ZM69 18V19H70ZM86 18V17H85ZM111 18V17H110ZM122 18V17H121ZM127 19H128V17H126ZM125 18V19H126ZM136 18V17H135ZM139 18H141V17H138V19ZM150 18V17H149ZM149 18H148V20H149ZM169 18V17H168ZM172 18V17H171ZM170 18V19H171ZM190 18V17H189ZM188 18V19H189ZM192 18V17H191ZM190 18V19H191ZM194 18H196V17H194ZM194 18H192V20L194 19ZM204 18V19H203ZM249 17H247L246 19H248ZM60 19V18H59ZM58 19V20H59ZM67 19V18H66ZM74 19V18H73ZM72 19V20H73ZM115 19H116V17H115ZM145 19V18H144ZM175 19V18H174ZM187 18H186V20H188ZM189 19V20H190ZM199 19L197 20L198 22H200L199 21ZM260 19H261V17H260ZM263 19V18H262ZM38 20V19H37ZM61 20H63V19H61ZM117 20V19H116ZM134 20V19H133ZM141 20H143V18H141ZM154 20V21H155ZM36 21V20H35ZM34 21V22H35ZM42 21V20H41ZM76 21V20H75ZM81 21V20H80ZM105 21V20H104ZM123 21H125V20H123ZM127 21V20H126ZM153 21V22H154ZM159 21V20H158ZM169 21V20H168ZM167 21V22H168ZM171 21V20H170ZM173 21V20H172ZM191 21V20H190ZM189 21V22H190ZM195 21V20H194ZM247 21V20H246ZM245 21V22H246ZM263 21V20H262ZM65 22H67V21H65ZM64 22V23H65ZM82 22V21H81ZM119 22V21H118ZM122 21H120L118 24L120 25V23H121ZM149 22V21H148ZM147 22V23H148ZM153 22H152V24H153ZM156 22V21H155ZM167 22H166V24H167ZM259 22V21H258ZM41 23V22H40ZM157 23V22H156ZM161 23V22H160ZM186 23V22H185ZM192 23H193V21H192ZM195 23V22H194ZM193 23V24H194ZM203 23V22H202ZM201 23V24H202ZM241 23V24H240ZM248 23V22H247ZM250 23V22H249ZM248 23V24H249ZM35 24V23H34ZM54 24V23H53ZM55 24H57V23H55ZM89 24V23H88ZM117 24V25H118ZM122 24V23H121ZM129 24V23H128ZM127 23H126V25L125 26H127L128 25ZM150 24H151V22H150ZM159 24V23H158ZM158 24H156V25H158ZM171 24V23H170ZM182 24V23H181ZM198 24V23H197ZM33 25V24H32ZM264 25V24H263ZM44 26V25H43ZM46 26V25H45ZM44 26V27H45ZM122 26H124V25H122ZM139 26V25H138ZM152 26V25H151ZM155 26V24H153V27ZM172 26H174V25H172ZM176 26V25H175ZM198 26V25H197ZM196 26V27H197ZM245 26V25H244ZM243 26V27H244ZM251 26V25H250ZM36 27H38V26H36ZM47 27V26H46ZM64 27V26H63ZM107 27H109L108 25H107ZM161 27V25L159 26V28ZM164 28H165V25L163 26ZM239 27H240V29H239ZM242 27V28H243ZM247 27V26H246ZM246 27H244V28H246ZM41 28V27H40ZM51 28H53V27H51ZM122 28V27H121ZM120 28V29H121ZM140 28V27H139ZM146 28V27H145ZM163 28V29H164ZM169 28V27H168ZM171 28V27H170ZM181 28H183L182 26H181ZM200 28H201V26H200ZM249 28H251V27H249ZM26 29V30H25ZM30 29H32V28H30ZM44 29V28H43ZM49 29V28H48ZM59 29V28H58ZM108 29V28H107ZM141 29V28H140ZM154 29L155 28H153V31H154ZM162 29V30H163ZM178 29V28H177ZM186 29V28H185ZM187 29H188V27H187ZM247 29V28H246ZM42 30V29H41ZM62 30V29H61ZM157 30V29H156ZM155 30V31H156ZM176 30V29H175ZM194 30V29H193ZM196 30H197V28H196ZM202 30V31H203ZM258 30V29H257ZM158 31V30H157ZM165 31V30H164ZM167 31H172V32H174L173 31V29H171V30H169V29H167ZM177 31V30H176ZM195 31V30H194ZM200 31V30H199ZM202 31H200V32H202ZM238 31V32H239ZM243 31H245L244 29L241 31V33L243 34ZM263 31H264V29H263ZM21 32H23V31H21ZM20 32V33H21ZM24 32V33H25ZM45 32H48V31H45ZM52 32V31H51ZM50 32V33H51ZM122 32V31H121ZM133 32V31H132ZM148 32V31H147ZM146 32V33H147ZM162 32V31H161ZM204 32V31H203ZM202 32V33H203ZM237 32V33H238ZM20 33H19V35H20ZM28 32H26V34H27ZM30 33V32H29ZM38 33H40V32H38ZM38 33H37V35H38ZM43 33V32H42ZM42 33H40V35H42ZM143 33V32H142ZM154 33V32H153ZM163 33V32H162ZM177 33V32H176ZM189 33V32H188ZM188 33H186V34H188ZM240 33V34H241ZM250 33H253V32H250ZM26 34H24V38H25V36H26ZM36 34V33H35ZM44 34H46V33H44ZM119 34V33H118ZM124 34V33H123ZM138 34V33H137ZM144 34V33H143ZM191 34V33H190ZM193 34V33H192ZM245 34V33H244ZM259 34V33H258ZM263 34V33H262ZM30 35V34H29ZM48 35H50V34H48ZM126 35V34H125ZM156 35H160L159 33H157ZM163 35V34H162ZM248 35V34H247ZM15 36V37H16ZM22 36H23V34H22ZM21 36V37H22ZM30 36H32V35H30ZM35 36V35H34ZM39 36V35H38ZM136 36V35H135ZM144 36H145V34H144ZM205 36V35H204ZM250 36V35H249ZM256 36V35H255ZM15 37H13V38H15ZM18 37V36H17ZM20 37V36H19ZM20 37V38H21ZM126 37H127V35H126ZM142 37H143V35H142ZM243 37V36H242ZM257 37V36H256ZM28 38H29V36H28ZM30 38H32V37H30ZM37 39L39 38L40 39V37H36ZM154 38H156V39H158V37L157 36H155L154 35ZM154 38L152 39L151 38V40H153L154 41ZM203 38V37H202ZM202 38H200V44H204V45H206V43L207 42H205V43H201L202 41H201V39ZM238 38H240V37H238V34H237V39ZM247 38V37H246ZM16 39L17 38H15L14 40L16 41ZM183 39V38H182ZM253 39H255L254 37H253ZM19 41H20V39H18ZM18 40H17V42H18ZM42 40V39H41ZM44 40H45V38H44ZM47 40V39H46ZM49 40V39H48ZM92 40V39H91ZM99 40V39H98ZM101 40V39H100ZM144 40H146V39H144ZM150 40V39H149ZM250 40H251V38H250ZM258 40V39H257ZM13 41V40H12ZM12 41H10L11 43H12ZM14 41V42H15ZM21 41H23L24 42V39L22 40V38H21ZM20 41V42H21ZM35 41H37V40H35ZM128 40L126 39V42H127ZM189 41V40H188ZM192 41V40H191ZM199 41V40H198ZM237 41H239V39L237 40ZM242 41V40H241ZM248 41H249V39H248ZM13 42V43H14ZM19 42V43H20ZM33 42H34V40H33ZM39 42V41H38ZM48 42V41H47ZM46 42V43H47ZM83 42V41H82ZM89 42V44H90V41H88ZM92 42V41H91ZM119 42V41H118ZM150 42V41H149ZM160 42H161V40H160ZM204 42V41H203ZM240 42V41H239ZM238 42V43H239ZM251 42V41H250ZM256 41L254 40V43H255ZM264 42V41H263ZM262 41H260V45L263 43ZM28 44H30V41L29 42H27ZM26 43V45L27 46H29L28 44ZM35 43H37V42H35ZM35 43H34V45H35ZM41 43V42H40ZM45 43V45H47ZM97 43V42H96ZM125 43V42H124ZM123 43V44H124ZM155 43V42H154ZM153 43V44H154ZM194 43V42H193ZM199 43H198V47L199 46H201V45H199ZM247 43V42H246ZM249 43V42H248ZM33 44V43H32ZM31 44V45H32ZM95 44V43H94ZM97 44H99V43H97ZM118 44V43H117ZM120 44V43H119ZM123 44H121V45H123ZM133 44V43H132ZM145 44V43H144ZM143 44V45H144ZM256 45H257V43H255ZM258 44V45H259ZM3 45V46H2ZM6 45H7V43H6ZM9 45V44H8ZM11 45V44H10ZM10 45H9V50H10ZM14 45V44H13ZM17 45V44H16ZM19 46H20V44H18ZM25 45V46H26ZM37 45V44H36ZM36 45L34 46V47H36ZM120 45V46H121ZM143 45H142V47H138V46H136V47H134L133 49H132V51L129 53V54H127V55H123L122 57H120V59L119 60H113V62L111 63V65L108 67V72H106V75L104 74V76H98L99 75V73L97 74V72H95L94 71V75L95 76H97V77H93V75L92 74H90V72L89 73H87V72H85L84 74H85V76L83 77V76H81V77H79L80 79V81H79V84H78V82H77V80L78 79H76L75 78V76L74 77H70L69 78V80H68V82L69 83H61V84H59L58 86H57V90H56V93H55V95H53L54 94V92H53V88L51 87V90H52V95H53V97L55 96V99H57V101H58V104H57V106L59 107L58 109H56V110H54V112L53 113H51V115L50 116H48V115H46V113L49 111H47V112H45L44 114H43V112H44V105H45V103H43L46 99H48V100H50L51 99V97H50V95H51V90L50 91H48V90H46V88L49 86V83L52 81V79H51V77H52V75L54 74H50V73H48V72H50V71H54L55 72V74H56V72H57V74L56 75H58V72H60L61 70H62V67H63V69L65 68V66H67L68 68H69V66L71 67V65L70 64H72L73 63V65H74V63L77 61L76 60V58H78V59H80V58H82L81 56L82 55H84V53L82 52V54H81V56H79L77 53H79V51L76 53V51L73 49L72 51H70V52H67V53H65L64 55L63 54H61V52H60V48H59V53L57 52L56 54L55 53H51L52 54V56H47L46 55V47H45V50L43 51V49H41V52H44V54L46 55H39V56H37L38 54L37 53H39L40 52V50H35V52H37L36 54H31V52H29V51H27L24 47V49H25V51H27V52H29V54L28 53H26V52H24L26 55L28 54V56H27V58H26V56H24L25 54H23V56H24V58L25 59H23V57H22V59H21V61H23V60H25L24 61V63H22V64H20L21 66H17L18 68H16V69H14V72L11 70V69H13V68H11L10 70L13 72L12 74H11V72L10 73H8L7 74V72H6V74L7 75H5V76H1L0 77V102H5V99H7V98H10L12 95H14V94H16V96H17V94L18 93H20V92H25L26 90L28 91L29 90V97L30 96H33L32 98H31V100H32V102H31V104H30V106H27V110L24 112V111H22V112H24V113H26L25 114V116H26V118H23V117H19V118H17L16 120H15V122H13L12 124H11V127H10V132H15V130L16 129H24V131H25V129H29V130H31V129H34V128H37V127H39V130L35 133V134H32L30 137H28V138H24L23 137V139H21V140H23V142L21 143V144H19L20 146H18V148H16V149H13V150H11V151H9V153L6 155V156H4V157H1L0 158V223H2V222H4L8 217H9V215L11 216V213L14 211V210H18L21 206H22V204L24 205V202L25 201H29L31 198H33V196H35L37 193H39L38 195L40 196V192H41V190L42 189H44L45 187H47L48 185H53V184H55V186H53V193H55L58 189H60L61 188V185H62V183H63V181L65 180V179H67V178H71L72 179V181H71V186H68L67 188H69V187H73L74 189L75 188H77L81 183H82V185H83V183L84 182H87V183H89V182H93V185L92 186H94L95 187V189H93V190H95V192L98 190H100V194L98 193V195L100 196L99 197V199H97L99 202H100V205L98 204V206H99V208L96 206L97 205V203H96V209H95V207H94V211L93 210H91L92 208H91V206H90V210H89V208H86L85 210H83L84 212H82V211H80V212H78V210H76L75 212L77 213H72V215L71 216H68V218L67 219H65V221H61V220H57V218L55 219L56 221H52V223L51 224H49L50 226H49V228H48V231H54V233L56 232H61V229H62V231H65V230H68V229H77V228H83V227H85V226H89L91 223H95L96 224V222H97V220H95V218L102 212V211H104L106 208H108V209H110V207H111V205L113 204V205H116L117 207H113L115 210L113 211V212H111L112 213V216H110L109 217V215H111L110 213H109V215H108V213H107V216H108V218H113V217H115V218H119V217H121V215H131V213L132 212H134V211H136V212H138V209H142V205L143 204H149V203H151L150 201L151 200H153L155 197H154V194L156 193V192H158V191H160V190H162V188L163 187H165L167 184H169V183H171V177H175V176H177L178 175V178L179 177H181L182 178V176H180L179 175V173L176 171V169H175V173L173 172H168V173H163V174H161V175H159L158 174V176L157 177H155V178H153L152 179V182H151V184L149 185V187L150 188H147L146 190H143V191H137L136 192V194H134V195H132L131 197H133V198H131V197H129L128 199L129 200H127L126 201V197H125V195H122V194H120L121 192V186H120V189L118 188L119 186H115V187H113V184H112V182H113V180H115L117 177L119 178V176H121L120 175V173L122 172V169H123V167H124V165H126L129 161H131V159L132 160H134L133 158L135 157V154L137 155V154H139V152L141 151V149L145 146V145H149L148 147L150 148V144L148 143L149 141H150V139L152 138V136L154 135V136H156L155 135V133L157 132V131H155L154 129H152L151 130V128H150V130H148V131H146L147 133H150L149 135H147V136H144V134L146 133V132H141V130L140 131H138V132H141V133H138V135L137 134H135V135H137L136 137H130V138H125V139H123L122 141L123 142H117L115 145H114V147L111 149V150H109V151H107V152H103V153H101V154H96V155H92V156H88V155H86L85 153H84V155H83V153H82V155H80V156H78V157H76V158H72V160H70V161H65V159L64 158H66V156L65 157H63V159H64V161H62V162H60L59 163V165H57L56 164V160L55 161H51L50 160V157L52 158V157H54L53 155H51V156H49L47 153H51L52 154V152H54L55 151V149H57L58 150V148H60L59 146L60 145H62L63 144V142L62 141H65V138H67V136L69 135V134H71V129L73 128V125H75L76 123V121L78 120V119H80L79 117H81V116H83V114L86 112V111H88V110H90L89 108H85V109H83V106H85L84 104L87 102V100L89 101V98L92 96V97H94L93 95H95L96 97H97V94H98V92L99 91H101V90H99V91H96V90H98V89H101V87L102 86H104V85H107L106 87H108V84H111V79L114 77H116V80L115 81H117V77L119 76V74H120V70H122V68H124V66H125V68L127 67V68H131V66L134 64V60L135 59H141L140 57H144L145 56V54H147L151 49L152 50H154L153 48H151L150 46H152V44L148 47L147 46V44H146V46H147V48H145V47H143ZM155 45V44H154ZM158 45H160V43L158 44ZM163 45V43H161V46ZM180 45V44H179ZM24 46V45H23ZM38 46V45H37ZM41 46V45H40ZM77 46H79V43L77 44ZM82 46V45H81ZM117 45H115V47H116ZM127 46H129L128 44H127ZM126 46V47H127ZM131 46V45H130ZM129 46V47H130ZM170 46H171V44H170ZM203 46V45H202ZM16 46L14 45V47L13 48H15ZM21 47V46H20ZM73 47H75L74 45H73ZM73 47H71V48H73ZM91 47V46H90ZM114 47V48H115ZM118 47V46H117ZM125 47V45H123V48ZM125 47V48H126ZM156 47H158L157 45H156ZM156 47H154V48H156ZM175 47H176V45H175ZM196 47H197V45H196ZM197 47V48H198ZM250 47V46H249ZM259 47V46H258ZM6 48H8V46L6 47ZM5 48V49H6ZM29 48H30V46H29ZM41 48V47H40ZM58 48V47H57ZM80 48V47H79ZM92 48V47H91ZM99 48V47H98ZM97 48V49H98ZM131 48V47H130ZM181 48H183V47H181ZM196 48V49H197ZM234 48V47H233ZM236 48V47H235ZM4 49V50H5ZM22 49V48H21ZM24 49H22V51L24 50ZM28 49V48H27ZM31 49H35V48H33V46H31ZM61 49H62V47H61ZM66 49V48H65ZM69 49V48H68ZM94 49V48H93ZM117 49V48H116ZM116 49H113V50H116ZM158 49L160 50H162V48H159L158 47ZM164 49V48H163ZM195 49V50H196ZM239 49V48H238ZM256 49V48H255ZM8 49H6V51H7ZM8 50V51H9ZM12 50V49H11ZM16 50V49H15ZM30 50V49H29ZM32 50V52H34ZM63 50V52H64V49H62ZM92 50V49H91ZM111 50V49H110ZM123 50V49H122ZM122 50H120V51H122ZM131 50V49H130ZM157 50V49H156ZM160 50V51H161ZM251 50V49H250ZM13 51V50H12ZM17 51V50H16ZM16 51H13L14 53H16ZM31 51V50H30ZM81 51H82V49H81ZM83 51H84V49H83ZM86 51H88V49L86 50ZM100 51V50H99ZM119 51V52H120ZM124 51V50H123ZM155 51V50H154ZM154 51L152 52V53H154ZM170 51V50H169ZM239 51V50H238ZM243 51V50H242ZM260 51H262L261 50V48H260ZM4 52V51H3ZM2 52V53H3ZM18 52H19V50H18ZM16 53V54H18L17 56H19L20 54L22 55V53H21V50H20V54L19 53ZM40 52V53H41ZM62 52V53H63ZM156 52V51H155ZM172 52V51H171ZM206 52V51H205ZM239 52H241V51H239ZM252 52V51H251ZM250 52V53H251ZM259 52V51H258ZM0 53H1V51H0ZM12 53V52H11ZM48 53V52H47ZM81 53V52H80ZM90 53H91V51H90ZM117 53V52H116ZM150 53H151V51H150ZM230 53V54H229ZM249 53V54H250ZM262 53V52H261ZM50 54V55H51ZM74 54H75V56H74ZM107 54V53H106ZM205 54V53H204ZM204 54L202 55V56H204ZM229 54V57L230 58H228V59H231L232 61H224V59L223 58H225L226 57V55H228ZM242 54H244V52L242 53ZM249 54H248V56H249ZM8 55V54H7ZM12 55V54H11ZM10 55V56H11ZM14 55V54H13ZM20 55V56H21ZM49 55V54H48ZM72 55V57H70ZM88 55V54H87ZM91 55V54H90ZM92 55H93V51H92ZM91 55V56H92ZM95 55V54H94ZM114 55V54H113ZM144 55V56H143ZM150 55V54H149ZM155 56V54H152V56ZM178 55V54H177ZM196 55V54H195ZM10 56H8V57H10ZM16 55H15V57L16 58H18ZM19 56V57H20ZM157 56V55H156ZM182 57H183V59L185 58L184 56V53H183V55H181ZM187 56H189V55H187ZM206 56V55H205ZM239 56V55H238ZM254 56V55H253ZM252 56V57H253ZM3 57V56H2ZM12 57V56H11ZM14 56H13V58H15ZM75 57V58H74ZM80 57V58H79ZM85 57V56H84ZM88 57H89V55H88ZM94 57H96V56H94ZM162 57V56H161ZM196 57V56H195ZM243 57V55L241 56V58L240 59H243L242 58ZM255 57V56H254ZM253 57V58H254ZM92 58V57H91ZM91 58H87L86 59V61L87 60H89V59H91ZM100 58V57H99ZM102 58V57H101ZM118 58V57H117ZM147 58H149V57H147ZM152 58V57H151ZM154 58V57H153ZM203 58V57H202ZM248 58H250V57H248ZM10 59V58H9ZM182 59V60H183ZM186 59H187V57H186ZM226 59V58H225ZM246 59V58H245ZM251 59V58H250ZM256 59H257V57H256ZM8 60V59H7ZM11 60V59H10ZM16 60V59H15ZM15 60H13V61H15ZM98 60V59H97ZM100 60V59H99ZM152 60V59H151ZM185 60V59H184ZM194 60V59H193ZM248 60V59H247ZM9 61V60H8ZM17 61V60H16ZM85 61V60H84ZM101 61V60H100ZM138 61V60H137ZM140 61H142V60H140ZM138 62V63H141V62ZM145 61H147L146 60V58H145V60H144V62L142 61V67H145V66H143V64L144 63H147V62H145ZM159 61V60H158ZM243 61V60H242ZM250 61V60H249ZM248 61V62H249ZM251 61H252V59H251ZM259 61V60H258ZM12 62V61H11ZM17 62H19V61H17ZM163 62V61H162ZM239 62H240V60H239ZM13 63V62H12ZM63 63L65 64V66L63 65ZM77 63V62H76ZM97 63V62H96ZM95 63V64H96ZM99 63V62H98ZM101 63V62H100ZM201 63V62H200ZM244 63H243V65H244ZM249 63H251V62H249ZM63 66H62V65ZM79 63H77V65H78ZM182 64V63H181ZM180 64V65H181ZM188 65H189V63H187ZM196 64V63H195ZM252 64V63H251ZM250 64V65H251ZM7 65V64H6ZM11 65V64H10ZM19 65V64H18ZM59 65H61L60 67V71H59V69H58V71H57V69L56 68H58L59 67ZM81 65H82V63H81ZM135 65V64H134ZM138 64H136L135 66H137ZM175 65V64H174ZM179 65V62H178V66H180ZM254 65V64H253ZM257 65V64H256ZM260 65V64H259ZM262 65V64H261ZM58 66V67H57ZM105 66V65H104ZM135 66H134V68H135ZM140 68H141V66H140V64L138 65ZM190 66V65H189ZM192 66V65H191ZM194 66V65H193ZM2 67V66H1ZM10 67V66H9ZM56 67V68H55ZM66 67V68H67ZM73 67V66H72ZM92 67H93V65H92ZM139 67H137L138 68V70H139ZM197 67V66H196ZM249 67V66H248ZM67 68V69H68ZM129 68V69H130ZM157 68V67H156ZM179 68V67H178ZM87 69V68H86ZM183 69V68H182ZM182 69H180V70H182ZM257 69V68H256ZM56 70V71H55ZM85 70V69H84ZM93 70H94V68H93ZM97 70V69H96ZM125 70L126 69H123V71L125 72ZM131 70V69H130ZM132 70H133V68H132ZM135 70V69H134ZM137 70V71H138ZM163 70V69H162ZM165 70V69H164ZM262 70V69H261ZM63 71V70H62ZM101 71V70H100ZM255 71V70H254ZM119 72V73H118ZM130 72V71H129ZM133 71H131V73H132ZM181 72V71H180ZM72 73V72H71ZM77 73V72H76ZM108 73V74H107ZM121 73H123V72H121ZM126 73H127V71H126ZM126 73H124L123 75H125ZM130 73V74H131ZM134 73V72H133ZM132 73V74H133ZM179 73V72H178ZM178 73H176V74H174L173 76H175V75H177ZM244 73V74H243ZM248 73V72H247ZM246 73V74H247ZM251 73H253V72H251ZM127 74H129V73H127ZM129 74V75H130ZM131 74V75H132ZM219 74V73H218ZM221 74V73H220ZM243 74V75H242ZM248 74H250V73H248ZM46 75H50V77H46L45 78V76ZM56 75H55V78H56ZM64 75V74H63ZM68 75H70V74H68ZM77 75V74H76ZM121 75V74H120ZM123 75H121V76H123ZM259 75V74H258ZM258 75H256V76H258ZM261 75V74H260ZM171 76V75H170ZM221 76V75H220ZM128 77H130V76H128ZM219 77V76H218ZM249 77V76H248ZM254 77V76H253ZM259 77V76H258ZM44 78L46 79V83H43L44 82ZM54 78V77H53ZM78 78V77H77ZM121 78V77H120ZM224 78V77H223ZM225 78H227V76H225ZM47 79H50L51 81H47ZM112 79V80H113ZM146 79V78H145ZM172 79V78H171ZM173 79H175V78H173ZM172 79V80H173ZM55 80V79H54ZM56 80H57V78H56ZM67 80V79H66ZM148 80V79H147ZM211 80V81H210ZM256 80V79H255ZM258 80V79H257ZM114 81V82H115ZM141 81V80H140ZM223 81V80H222ZM77 82V83H76ZM110 82V83H109ZM131 82V81H130ZM171 82V81H170ZM218 81L216 80V83H217ZM45 84V86H43V84ZM52 83V82H51ZM137 83V82H136ZM215 83V84H216ZM225 83V82H224ZM164 84H166V83H164ZM242 84V83H241ZM41 87V90H36V87L38 88V87ZM152 86V85H151ZM213 86V85H212ZM237 86V85H236ZM263 86V85H262ZM110 87V86H109ZM108 87V88H109ZM131 87V86H130ZM138 87V86H137ZM216 87H218V84H217V86ZM221 87H222V85H221ZM221 87L219 88V90L221 89ZM231 87V86H230ZM213 88V87H212ZM212 88H210V89H212ZM225 88V85L222 87V89H224ZM263 88H264V86H263ZM33 90V92H30V90ZM104 88L102 87V90H103ZM138 89V88H137ZM221 89V90H222ZM234 89V88H233ZM252 89V88H251ZM257 89V88H256ZM260 89H262V88H260ZM133 90V89H132ZM139 90V89H138ZM227 90H229V89H227ZM245 90V89H244ZM105 91V90H104ZM111 91H113V89L111 90ZM204 91V90H203ZM209 91H211V90H209ZM209 91L207 92V94L206 95H208V94H210L209 93ZM232 92H233V90H231ZM239 91V90H238ZM263 91V90H262ZM97 92V93H96ZM106 92V91H105ZM205 92V91H204ZM220 92H222V91H220ZM228 92V91H227ZM242 92V91H241ZM34 93H36V94H34ZM93 93H95V94H93ZM101 93V94H100ZM99 93V95H102V97H106L108 94H112V93H108L106 96H103V94H104V92L102 93V91ZM27 94V93H26ZM32 94V95H31ZM93 94V95H92ZM191 94V93H190ZM221 94V93H220ZM240 94V93H239ZM23 95V94H22ZM21 95V96H22ZM98 95V96H99ZM126 95V94H125ZM136 95V94H135ZM203 95V94H202ZM230 95V94H229ZM20 96V95H19ZM112 96V95H111ZM110 96V97H111ZM142 96V95H141ZM193 96V95H192ZM190 97V95H189V98H192L193 99V97ZM199 96H201L200 94H199ZM204 96V95H203ZM203 96H201V97H203ZM215 96V95H214ZM220 96H222V94L220 95ZM236 97H237V94L235 95ZM239 96V95H238ZM49 97H50V99H49ZM95 97V98H96ZM99 97H101V96H99ZM101 97V98H102ZM110 97H108L107 96V98H109V100L111 101V99H110ZM119 97V96H118ZM209 97V96H208ZM218 97H219V94H218ZM229 97V96H228ZM233 98V96H230V98ZM18 98V97H17ZM16 98V99H17ZM21 98V97H20ZM19 98V99H20ZM24 98V97H23ZM28 98V97H27ZM188 98V99H189ZM198 98H200V97H198ZM205 98V97H204ZM104 99V98H103ZM144 99V98H143ZM187 99V98H186ZM197 99V98H196ZM201 99V98H200ZM216 99H217V97H216ZM229 98H227V97H219L218 99H217V101H215V103L214 102H212L211 104H209V105H204V106H202V107H204V109L203 110H205L204 112H205V114H206V117H208V118H204L205 120H207L208 121V124H210L211 126L212 125H214L213 127L215 128L216 126V124L219 126V124L218 123H214L213 121H212V119L209 117V115L210 114H212L216 109H218L223 103H225L224 104V107H223V109L225 108V109H227V108H229V107H231V108H234V110H237V109H235L236 107H235V105L237 104V106H239L238 105V103H236V101L235 100H233V102L231 101V100H228ZM238 99H239V97H238ZM8 100V99H7ZM10 100H11V98H10ZM24 100V99H23ZM29 100H30V98H29ZM91 100V99H90ZM97 100V98L95 99V101ZM101 100V99H100ZM13 101V100H12ZM53 101V100H52ZM94 101V102H95ZM106 101V100H105ZM201 101V100H200ZM199 101V102H200ZM213 101V100H212ZM234 101H235V103H234ZM28 102H30V101H26V103H28ZM48 102V101H47ZM93 101H92V103H94ZM98 102V101H97ZM102 102H104L103 100H102ZM101 102V103H102ZM130 102V101H129ZM190 103H191V101H189ZM193 102V101H192ZM198 102V103H199ZM13 103V102H12ZM88 103V102H87ZM86 103V104H87ZM89 103H90V101H89ZM88 103V104H89ZM91 103V104H92ZM105 103V102H104ZM107 103V102H106ZM111 103V102H110ZM198 103H194V105H196V104H198ZM1 105H3V103H0ZM14 104V103H13ZM15 104H16V101H15ZM14 104V105H15ZM47 104H51V102L50 103H47ZM90 104V105H91ZM119 104V103H118ZM128 104V103H127ZM233 104H235V105H233ZM9 105V104H8ZM20 104H18V106H19ZM27 105V104H26ZM29 105V104H28ZM55 105V104H54ZM90 105H89V107H90ZM121 105V104H120ZM56 106V107H57ZM101 106V104L99 105V107ZM118 106V105H117ZM188 107L190 106V105H187ZM186 106V107H187ZM191 106L193 107V105L191 104ZM39 107H43L42 109H43V112H42V115L40 116V112H38L36 115H35V108H39ZM55 107V108H56ZM106 107V106H105ZM112 107V106H111ZM110 107V108H111ZM145 107H146V105H145ZM188 107H187V110H188ZM195 107H197V106H195ZM18 108V107H17ZM21 108V107H20ZM115 108V107H114ZM132 108H133V106H132ZM190 108V107H189ZM257 108V107H256ZM41 109V108H40ZM53 109H54V107H53ZM83 109V110H82ZM105 109V108H104ZM130 109V108H129ZM128 109V111H130ZM186 109V108H185ZM202 109V108H201ZM222 109V108H221ZM220 109V110H221ZM222 109V110H223ZM243 109H245V108H243ZM50 110H51V108H50ZM98 110V109H97ZM126 110V109H125ZM132 110V109H131ZM190 110V109H189ZM199 110V109H198ZM230 110H232V109H230ZM233 110V111H234ZM38 111V110H37ZM118 111V110H117ZM127 111V110H126ZM127 111V112H128ZM158 111H159V109H158ZM191 111H192V109H191ZM226 111V110H225ZM8 112V111H7ZM89 112V111H88ZM94 112H96L95 114H97L98 112L97 111H95L94 110ZM120 112V111H119ZM190 112V111H189ZM193 112H195V111H193ZM192 112V113H193ZM203 112V111H202ZM220 112V111H219ZM229 112V111H228ZM235 112V111H234ZM237 113H235V116H233L232 115V117L233 118H237L238 116H239V113H238V111H236ZM117 113V112H116ZM159 113V112H158ZM188 113V112H187ZM227 113V112H226ZM111 114V113H110ZM129 114H131V112L129 113ZM128 113H126L125 112V115H124V117H126L125 118V120L126 121H124L123 123V126H121L120 128V134L122 135V133H125L126 131H130L131 129H133L135 126H137L135 123V120L134 121H132L130 118H131V115H129ZM137 114V113H136ZM148 114V115H149ZM153 114H155V113H153ZM190 114V113H189ZM225 113H223V112H221L220 113V115H224ZM236 114H238V116L236 115ZM243 114V113H242ZM247 114V113H246ZM92 116H93V114H91ZM119 115V114H118ZM140 115V114H139ZM147 115V116H148ZM213 115H215V114H213ZM107 116V115H106ZM122 116V115H121ZM151 116V115H150ZM160 116V115H159ZM187 116V115H186ZM191 116V115H190ZM189 116V117H190ZM211 116V115H210ZM243 116V115H242ZM256 116V115H255ZM91 117V116H90ZM95 117V116H94ZM138 117V116H137ZM158 117V116H157ZM240 117V116H239ZM244 117V116H243ZM15 118V117H14ZM20 118H22V119H24L22 122L20 121ZM87 118V117H86ZM93 118V117H92ZM117 118V117H116ZM119 118V117H118ZM226 118V117H225ZM224 118V119H225ZM144 119H145V117H144ZM144 119H143V121H144ZM153 119V118H152ZM186 119H188V116H187V118ZM186 119H185V121H186ZM191 119V118H190ZM239 119V118H238ZM83 120H85V119H83L82 118V121ZM91 121H92V119H90ZM93 120H97V119H94L93 118ZM127 120H131L130 121V125H127L125 122H127ZM218 120V119H217ZM235 120H237V119H235ZM252 120V119H251ZM255 120H256V118H255ZM80 121V120H79ZM86 121V120H85ZM85 121H84V123H85ZM91 121H90V123H91ZM102 121V119H100V122ZM143 121L142 122H140V125L141 126H143V124H144V126H145V124L146 125H148L147 123H143ZM146 121H147V119H146ZM185 121L183 122V124H185ZM222 121V120H221ZM227 121V120H226ZM87 122H89V121H87ZM93 122V121H92ZM97 122H98V120H97ZM120 122V121H119ZM219 122V121H218ZM228 122V121H227ZM234 122V121H233ZM236 122V121H235ZM235 122H234V124H235ZM259 122V121H258ZM75 123V124H74ZM84 123H82V124H84ZM128 123V122H127ZM139 123V122H138ZM152 123V122H151ZM187 123V122H186ZM224 123V122H223ZM237 123V122H236ZM239 123V122H238ZM254 123V122H253ZM257 123V122H256ZM87 124V123H86ZM98 124V123H97ZM105 124V123H104ZM177 124V123H176ZM176 124H174V125H176ZM193 124V123H192ZM191 124V125H192ZM225 124V123H224ZM233 124V125H234ZM249 124V123H248ZM247 124V125H248ZM139 125V124H138ZM181 125H182V122H181ZM254 125V124H253ZM79 126H81V123H80V125ZM78 126V127H79ZM82 126H85V125H82ZM81 126V127H82ZM89 126V125H88ZM91 126H92V124H91ZM90 126V127H91ZM94 126V125H93ZM113 126V125H112ZM156 126V125H155ZM171 126V125H170ZM173 126V125H172ZM178 126V125H177ZM184 126V125H183ZM188 126V125H187ZM225 126V125H224ZM224 126H223V128H224ZM228 126H231V129H232V125H231V123L228 125ZM228 126H227V128H228ZM239 126V125H238ZM86 127V126H85ZM103 127V126H102ZM147 127H149V126H147ZM146 127V128H147ZM166 127V126H165ZM176 127V126H175ZM189 127H191V126H189ZM202 127V126H201ZM92 128V127H91ZM94 128V127H93ZM98 128V127H97ZM141 128V127H140ZM158 128V127H157ZM156 128V129H157ZM196 128V127H195ZM198 128V127H197ZM200 128V127H199ZM218 128V127H217ZM81 129V128H80ZM111 129V128H110ZM173 129V128H172ZM193 129V128H192ZM192 129H187L186 130V132H187V134H185V135H187L188 137H190V136H193V135H196L195 133H194V131L192 130ZM208 129V128H207ZM213 129V128H212ZM234 129V128H233ZM232 129V130H233ZM248 129V128H247ZM256 129H264V123L263 122H259V124L257 125V127H256ZM83 130H84V128H83ZM88 130V129H87ZM93 130H95V129H93ZM163 130V129H162ZM168 130V129H167ZM176 130V129H175ZM174 130V131H175ZM202 130V129H201ZM224 130H226V129H224ZM223 129H222V131H224ZM229 130H230V128H228L227 129V131L226 132H229ZM254 130V129H253ZM77 131V130H76ZM75 131V132H76ZM96 131V130H95ZM95 131H92V132H94V134H92V135H95ZM161 131V130H160ZM177 131V130H176ZM175 131V132H176ZM180 131V130H179ZM178 131V132H179ZM203 131V130H202ZM26 132V131H25ZM85 132V131H84ZM89 132H91L90 130H89ZM103 132H104V130H103ZM155 132V133H154ZM185 132V133H186ZM200 132V131H199ZM198 132V133H199ZM209 132H211V131H209ZM233 132V131H232ZM31 133V132H30ZM101 133H102V131H101ZM111 133V132H110ZM158 134L160 133L159 131L157 132ZM164 133V130H163V132H162V134ZM166 133V132H165ZM164 133V134H165ZM177 133V132H176ZM176 133H174V134H176ZM180 133V132H179ZM205 133V132H204ZM207 133V132H206ZM212 133V132H211ZM213 133H215L214 131H213ZM212 133V134H213ZM235 133V132H234ZM5 134H7V133H5ZM12 133H10L9 134V132H8V134H7V137H10V135H11ZM21 134H23V133H21ZM74 135H75V133H73ZM79 134V133H78ZM90 134V133H89ZM126 134V133H125ZM125 134H123L124 136H125ZM162 134H159V136L160 135H162ZM167 134H170V133H167ZM227 135H228V133H226ZM18 135L20 136V134L18 133ZM24 135V134H23ZM81 135V134H80ZM83 135V134H82ZM81 135V136H82ZM87 135V134H86ZM91 135V134H90ZM122 135V136H123ZM179 135V134H178ZM178 135H177V137H178ZM181 135H183V134H181ZM190 135V136H189ZM80 136V137H81ZM107 136V135H106ZM129 136V135H128ZM131 136V135H130ZM169 136V135H168ZM217 136V135H216ZM219 136H220V134H219ZM0 137H2V136H0ZM17 137V136H16ZM75 136H73V138H74ZM83 137H85V135H83ZM91 137V136H90ZM93 137V136H92ZM96 137V136H95ZM112 137V136H111ZM126 137H127V135H126ZM177 137H176V139H177ZM198 137V136H197ZM196 137V138H197ZM208 137V135L207 136H205L203 139H206ZM224 137H226L225 135H224ZM228 137V136H227ZM230 137V136H229ZM262 137V136H261ZM72 138V137H71ZM72 138V139H73ZM175 138V137H174ZM181 138H182V136H181ZM191 138V137H190ZM189 138V139H190ZM195 138V139H196ZM202 138V137H201ZM215 138H217V137H215ZM256 138V137H255ZM0 139H2V138H0ZM17 139L19 140V138L17 137ZM119 139H121V136H120V138ZM162 139V138H161ZM168 140H167V142H169V145L170 146H173L174 145V143H175V139H172V138H167ZM186 139V138H185ZM189 139H187L188 140V142L190 141ZM195 139H193V140H195ZM221 139V138H220ZM220 139H216V141H218V143H220L219 141H220ZM223 139V138H222ZM225 139V138H224ZM243 139V138H242ZM4 139H2V141H3ZM17 140V141H18ZM20 140V141H21ZM68 140H70V138L68 139ZM85 140V139H84ZM83 140V141H84ZM92 140V139H91ZM152 140H154V142H156V140L155 139H152ZM191 140H192V138H191ZM193 140L192 141H190V143H192L193 142ZM210 140V139H209ZM212 140V139H211ZM13 141V140H12ZM72 141H75V139H73ZM71 141V142H72ZM82 141V140H81ZM87 141V140H86ZM196 141V140H195ZM207 141V140H206ZM206 141L205 140H203L202 142H198V144L201 146V145H205L206 144ZM230 141H233V140H230ZM7 142H8V140H7ZM62 142V143H61ZM70 142V141H69ZM69 142H67V143H69ZM94 142V141H93ZM96 142V141H95ZM114 142V141H113ZM159 142V141H158ZM180 142V141H179ZM209 142H212L213 143V141H209ZM215 142V141H214ZM239 142V141H238ZM243 142V141H242ZM20 143V142H19ZM59 143H60V145H59ZM97 143V142H96ZM152 143V142H151ZM197 143V142H196ZM195 142H194V144H196ZM212 143H210L209 145H211ZM222 143H223V140H222ZM233 143H235V142H233ZM232 143V144H233ZM8 144V143H7ZM15 144V143H14ZM91 144V143H90ZM164 144H165V142H164ZM177 144V143H176ZM194 144H189V146H190V149H192L191 148V146H193ZM216 144V143H215ZM228 144V143H227ZM6 145V144H5ZM66 145H69V144H66ZM80 145V144H79ZM82 145V144H81ZM152 145V144H151ZM155 145V144H154ZM168 145V146H169ZM187 145V144H186ZM217 145V144H216ZM216 145H214L215 147H214V149L215 148H217L218 146H216ZM219 145V144H218ZM0 146H2V145H0ZM78 146V145H77ZM101 146V145H100ZM100 146H98V147H100ZM109 146H110V144H109ZM157 146H158V143H157ZM179 146V145H178ZM220 146V145H219ZM242 146V145H241ZM62 147V146H61ZM82 147H83V145H82ZM86 147V146H85ZM91 147H92V144H91ZM91 147L89 148V149H91ZM155 147V146H154ZM164 147V146H163ZM186 148H187V146H185ZM230 147V146H229ZM228 147V148H229ZM1 148V147H0ZM72 148V147H71ZM96 148H97V146H96ZM103 148V147H102ZM107 148V147H106ZM166 148H168V147H166ZM177 148V147H176ZM181 148H182V146H181ZM181 148H180V150L179 151H181ZM194 148V147H193ZM196 148V147H195ZM207 148V147H206ZM211 148H213V147H211ZM220 148V147H219ZM6 149V148H5ZM140 149V150H139ZM161 149V148H160ZM190 149L188 148L187 150H189L190 151ZM210 149V148H209ZM214 149H212V151L214 150ZM63 150V149H62ZM71 150V149H70ZM99 150V149H98ZM105 150V149H104ZM103 150V151H104ZM139 150V151H138ZM143 152H145V149L143 148ZM154 150H156V149H154ZM184 150V149H183ZM200 150H201V148H200ZM207 150V149H206ZM218 150V149H217ZM61 151V150H60ZM76 151V150H75ZM146 151H148V150H146ZM1 152V151H0ZM4 152H6L5 150H4ZM82 152H84V151H82ZM98 152V151H97ZM100 152H101V150H100ZM159 152V151H158ZM41 153H43L44 155L43 156H39ZM57 153V152H56ZM93 153V152H92ZM123 154V157H125V159L123 158V160L120 158L121 156H120V154ZM125 153V154H124ZM142 153V152H141ZM180 153V152H179ZM182 153V152H181ZM194 153V152H193ZM212 153V152H211ZM215 153V152H214ZM213 153V154H214ZM5 154V153H4ZM3 154V155H4ZM55 154V153H54ZM81 154V153H80ZM87 154H89V153H87ZM198 154V153H197ZM196 154V155H197ZM2 155V154H1ZM58 155V154H57ZM56 155V156H57ZM61 155V154H60ZM59 155V156H60ZM75 155V154H74ZM79 155V154H78ZM149 155V154H148ZM176 155V154H175ZM182 155H185V154H181L179 157L180 158H182ZM188 155V154H187ZM201 155V154H200ZM209 155V154H208ZM62 156V155H61ZM88 156V157H87ZM174 156V155H173ZM189 156V155H188ZM213 156H216V154L215 155H212L211 156V158L209 159V160H207V161H203V163L201 162V163H197V164H195V165H193V166H189V167H185L186 169L184 170V174L183 175H185V179H184V183H182L181 185H179V186H177L175 189H174V191H172L173 192V195H172V197H166L165 196V198H164V200H162V202H160L159 204H161V205H159V207H158V209L154 212L155 214H151L152 216H149V218H148V216H147V214L146 215H143L142 213H138L139 215H143L144 217H147L146 219H144V230H146L145 232L143 231H141L140 230V228H139V230H140V233L142 232V233H145V237L148 239V241H149V239H150V241L151 240H155L156 238V236L157 235H160L161 236V234L163 233V230L165 229V228H167L171 223H173V221L175 220V217H177V216H175L176 214H178V212L180 213V210H182V211H184L183 209L185 208V207H187L188 205H190L191 204V206H192V203L194 204V203H197L198 201H200V200H202L203 198H208L209 199V201H210V204H216V205H218V204H221V203H223L224 201H226L229 197L231 198V196H233L234 194H243V195H245V197H244V199L242 200V201H239L238 202V204H247V200H248V197H250L251 195H253V194H257V195H259V194H262V193H264V137H262L261 138V140H259V142H256V143H254V144H252L251 143V145H245V146H242V147H240L238 150H236V151H227V152H223L222 154H220L219 156L217 155V157H213ZM73 157V156H72ZM138 157V156H137ZM136 157V158H137ZM149 157V156H148ZM208 157V156H207ZM210 157V156H209ZM156 158V157H155ZM200 158V157H199ZM202 158V157H201ZM53 159V158H52ZM149 159H151V158H149ZM157 159V158H156ZM155 159V160H156ZM171 159V158H170ZM196 159V158H195ZM194 159V160H195ZM176 160V159H175ZM185 160V159H184ZM183 160V161H184ZM197 160V159H196ZM60 160L59 159H57V163L59 162ZM111 161H114L112 164V166H111V170L109 171H105V169H104V166H107ZM150 161V160H149ZM186 161V160H185ZM174 162V161H173ZM181 162V161H180ZM196 162V161H195ZM134 163V162H133ZM132 163V161H131V164L132 165H134ZM149 163V162H148ZM188 163H189V161H188ZM56 164V165H55ZM173 164V163H172ZM182 164V163H181ZM187 164V163H186ZM130 165V164H129ZM131 165V166H132ZM173 165H175V164H173ZM128 166V165H127ZM127 166H125V167H127ZM141 166V165H140ZM100 167H103L102 169H104V171H102L101 170V168ZM149 167V166H148ZM183 167V166H182ZM184 168V167H183ZM178 169V168H177ZM125 170H126V168H125ZM127 170H128V168H127ZM172 170V169H171ZM121 171V172H120ZM141 171V170H140ZM108 172H111L110 174L108 173ZM178 174H177V173ZM180 172H181V170H180ZM183 173V172H182ZM125 175V174H124ZM154 175V174H153ZM157 175V174H156ZM147 177H148V175H147ZM144 178V177H143ZM177 178V177H176ZM177 178V179H178ZM173 179V178H172ZM175 179V178H174ZM176 179V180H177ZM126 181V180H125ZM173 181V180H172ZM117 182V181H116ZM141 182V181H140ZM147 182V181H146ZM177 182H179V181H177ZM114 183V182H113ZM175 183V182H174ZM180 183V182H179ZM67 184V183H66ZM70 184V183H69ZM114 184H117V183H114ZM126 184V183H125ZM141 184V183H140ZM90 185H91V183H90ZM120 185V184H119ZM138 185V184H137ZM147 185H148V183H147ZM176 185H178V184H175V186ZM86 186H88V185H85V188H86ZM135 186V185H134ZM140 186V185H139ZM141 186H143V185H141ZM146 186V185H145ZM168 186V185H167ZM52 187V186H51ZM93 187V188H94ZM111 187V188H110ZM123 187V186H122ZM124 187H125V185H124ZM126 187H127V190H129L128 189V186L126 185ZM125 187V188H126ZM129 187H130V185H129ZM132 187V186H131ZM171 187H172V185H171ZM174 187V186H173ZM48 188V187H47ZM65 188V187H64ZM79 188V187H78ZM81 188L83 189L84 187L83 186H81ZM106 188H108V189H106ZM136 188H138V186L136 187ZM70 189V188H69ZM81 189V190H82ZM90 189V188H89ZM131 189H134V188H131ZM172 189V190H173ZM62 190H64V189H62ZM84 190V189H83ZM87 190V189H86ZM91 190V189H90ZM135 190V189H134ZM170 190V189H169ZM59 191H61V190H59ZM65 191H66V189H65ZM70 191V190H69ZM168 191V190H167ZM48 192H50V191H48ZM125 192H127V191H125ZM46 193V192H45ZM51 193V192H50ZM57 193V192H56ZM55 193V194H56ZM124 193V192H123ZM161 193V192H160ZM55 194H54V196H55ZM59 194V193H58ZM64 194V193H63ZM62 194V195H63ZM89 194H90V192H89ZM92 194V193H91ZM90 194V195H91ZM125 194V193H124ZM127 194H129V193H127ZM132 194H133V192H132ZM158 194V193H157ZM45 195V194H44ZM51 195V194H50ZM156 195V194H155ZM167 195V194H166ZM204 195V196H203ZM242 195V196H243ZM254 195V196H255ZM89 196V195H88ZM158 196H160V195H158ZM264 196V195H263ZM58 197H60V196H58ZM93 197V196H92ZM154 197V198H153ZM41 198H43V197H41ZM51 198V197H50ZM54 198V197H53ZM97 198V197H96ZM120 198V199H119ZM145 198V199H144ZM162 197H160V199H161ZM233 198H235V196L233 197ZM239 198H241V197H239ZM254 198V197H253ZM262 198V197H261ZM264 198V197H263ZM262 198V199H263ZM27 199V200H26ZM89 199H91V198H89ZM93 199V198H92ZM157 199V198H156ZM155 199V200H156ZM32 200V199H31ZM30 200V201H31ZM40 200V199H39ZM84 200V199H83ZM86 200V199H85ZM230 200V199H229ZM240 200V199H239ZM75 201V200H74ZM159 201V200H158ZM161 201V200H160ZM258 201H259V199H258ZM264 201V200H263ZM37 202V201H36ZM85 202V201H84ZM90 202V201H89ZM95 202H96V199H95ZM154 202V201H153ZM261 202V201H260ZM27 203V202H26ZM256 203V202H255ZM80 204H81V202H80ZM83 204H88V203H83ZM92 204H94V202L92 203ZM156 204H157V201H156ZM262 204V203H261ZM79 205V204H78ZM215 205V206H216ZM244 205H238V207L240 208V211H243L244 209ZM84 206V205H83ZM93 206V205H92ZM211 206V205H210ZM219 206V205H218ZM148 207H150V206H148ZM194 207V206H193ZM209 207V206H208ZM112 208V207H111ZM188 208V207H187ZM217 208V207H216ZM220 208V207H219ZM80 209V208H79ZM107 209V210H108ZM149 209V208H148ZM211 209V208H210ZM243 209V210H242ZM106 210V211H107ZM146 210V209H145ZM198 210V209H197ZM211 210H213V209H211ZM210 210V211H211ZM151 211H153V210H151ZM37 212V211H36ZM142 212V211H141ZM148 212H149V210H148ZM19 213V212H18ZM65 213V212H64ZM103 213V212H102ZM204 213H205V211H204ZM213 213V212H212ZM69 214V213H68ZM67 214V215H68ZM71 214V213H70ZM138 214H135V215H138ZM150 214V213H149ZM210 214V213H209ZM40 215V214H39ZM138 215V216H139ZM65 216V215H64ZM100 216V215H99ZM98 216V217H99ZM104 216V215H103ZM133 216V215H132ZM61 217V216H60ZM97 217V218H98ZM126 217V216H125ZM129 217V216H128ZM233 217H235V215H233L232 216V218ZM10 218V217H9ZM23 218H24V216H23ZM39 218V217H38ZM133 218V217H132ZM140 219H141V217H139ZM204 218H206V217H204ZM228 218V217H227ZM58 219H60L59 217H58ZM103 219V218H102ZM105 219H106V215H105ZM121 219V218H120ZM125 220H126V218H124ZM140 219H138V217H137V220H140ZM27 220H29V218L27 219ZM50 220V219H49ZM49 220H47V221H49ZM113 220H114V218H113ZM122 220V219H121ZM130 220V219H129ZM134 220V219H133ZM136 220V221H137ZM25 221V220H24ZM36 221H38V220H36ZM112 221V220H111ZM116 221V220H115ZM114 221V222H115ZM118 221V220H117ZM123 221V220H122ZM121 221V222H122ZM127 221V220H126ZM130 221H132V220H130ZM129 221V222H130ZM142 221V220H141ZM259 221V220H258ZM6 222V221H5ZM17 222V221H16ZM19 222V221H18ZM26 222V221H25ZM29 222V221H28ZM45 222V221H44ZM50 222H51V220H50ZM110 222V221H109ZM108 222V223H109ZM118 222H120V221H118ZM183 222V221H182ZM9 222H7V224H8ZM21 223V222H20ZM31 223V222H30ZM33 223H34V221H33ZM33 223H31V224H33ZM36 223V222H35ZM38 223V222H37ZM37 223H36V225H37ZM41 223V222H40ZM99 224L98 225H100V222H98ZM103 223V222H102ZM101 223V224H102ZM108 223L106 224V225H104V226H102L103 227V229H102V227H100L101 229H102V232H100V236H98V238H97V243H99V245L98 244H95V243H93V244H95V245H97L98 246V251H97V246L96 247H94L93 245H91V243H90V247L91 246H93V249L94 250H92V252L94 251L95 253L96 252H98L97 254H96V256H95V254H93V255H91V256H89V257H87L86 255V257L87 258H85V260L86 261H83V262H79L78 264H121L123 261V258L125 257V255H126V247H128L127 246V244L124 242V244H125V248H124V250H123V247H122V244H123V238H125L124 236H125V233H126V231H124V229H127L128 228V226H129V224H126V225H122V223H120L121 224V227H114L113 226V229H112V227H108ZM116 223V222H115ZM188 223V222H187ZM26 224L28 225L29 223H27L26 222ZM47 224V223H46ZM95 224H94V226H95ZM120 224H119V226H120ZM134 224V223H133ZM140 224H142V223H140ZM190 224V223H189ZM231 224V223H230ZM252 224V223H251ZM48 225V224H47ZM93 225V224H92ZM92 225H90V226H92ZM110 225H111V222H110ZM114 225V224H113ZM117 225V224H116ZM220 225V224H219ZM2 226V225H1ZM89 226V227H90ZM97 226V225H96ZM135 226H136V224H135ZM258 226V225H257ZM6 227V226H5ZM39 227V226H38ZM47 227V226H46ZM124 227V228H123ZM132 227V226H131ZM3 228V227H2ZM133 228H134V226H133ZM181 228V227H180ZM236 228V227H235ZM256 228V227H255ZM86 229V228H85ZM97 229V228H96ZM129 229H130V227H129ZM262 229V228H261ZM2 230H5L4 228L3 229H1V232H3ZM73 230V231H74ZM131 230V229H130ZM129 230V231H130ZM72 231V232H73ZM165 231V230H164ZM42 233L44 232V231H41ZM40 232V233H41ZM45 232H46V230H45ZM77 232V231H76ZM75 232V233H76ZM81 232V231H80ZM137 232H138V229H137ZM254 232V231H253ZM40 233L38 234V235H40ZM50 233V232H49ZM58 233H57V235H58ZM63 233V232H62ZM74 233V232H73ZM131 233V232H130ZM243 233V232H242ZM50 234H52V233H50ZM127 234H129L128 232H127ZM132 234V233H131ZM131 234H130V237H131ZM134 234V233H133ZM138 234V233H137ZM136 234V235H137ZM225 234V233H224ZM54 235V234H53ZM65 235H66V233H65ZM69 235V234H68ZM74 235V234H73ZM136 235H132V237L133 236H136ZM36 236V235H35ZM55 236V235H54ZM59 236V235H58ZM67 236V235H66ZM75 236V235H74ZM77 236V235H76ZM97 236V235H96ZM141 236V235H140ZM144 236V235H143ZM223 236V235H222ZM227 236V235H226ZM34 237V236H33ZM51 237H52V235H51ZM72 237V236H71ZM168 237V236H167ZM237 237H238V235H237ZM55 238H57L56 236H55ZM60 238V237H59ZM69 238H70V236H69ZM93 238V237H92ZM94 238H96L95 236H94ZM136 238V237H135ZM141 238V237H140ZM163 238V237H162ZM165 238V237H164ZM170 238V237H169ZM5 239V238H4ZM26 239V238H25ZM24 239V240H25ZM31 239V238H30ZM54 239V238H53ZM157 239H158V237H157ZM157 239H156V241H157ZM23 240V239H22ZM27 240V239H26ZM28 240H29V238H28ZM57 240V239H56ZM77 240V239H76ZM132 240V239H131ZM135 240V239H134ZM133 240V241H134ZM141 240V239H140ZM140 240H139V242H140ZM165 240V239H164ZM256 240V239H255ZM15 241V240H14ZM17 241H19V240H17ZM94 241V240H93ZM137 241V240H136ZM148 241L146 242V243H148ZM257 241V240H256ZM40 242V241H39ZM56 242V241H55ZM96 242V241H95ZM130 242V244H131V242L132 241H129ZM17 243V242H16ZM16 243L14 244V247H15V245H16ZM26 243V242H25ZM135 243V245L138 243H136V242H134ZM157 243H160V241H158ZM24 244V243H23ZM21 242L18 244L17 243V249L15 250V252H13V254L12 255H10V254H7L6 256H5V254H4V256L1 254L0 255V264H23V263H25L26 261H28L29 260V262H30V259H31V251L30 252H28V251H26V252H28V253H26L25 252V244L23 245ZM34 244H36V243H34ZM9 245V244H8ZM30 245V244H29ZM132 245V244H131ZM134 245V244H133ZM138 245H139V243H138ZM137 245V246H138ZM37 246H38V243H37ZM86 246L88 247V245L86 244L85 245V248H84V246H83V248L84 249H86ZM130 246V245H129ZM141 246V245H140ZM139 246V247H140ZM143 246V245H142ZM148 246V245H147ZM7 247V246H6ZM27 248H29L28 247V245L26 246ZM41 247V246H40ZM46 246H43V248H45ZM89 247V248H90ZM138 247V248H139ZM1 248V247H0ZM58 248V247H57ZM81 248V247H80ZM130 248V247H129ZM154 248V247H153ZM152 248V249H153ZM30 249V248H29ZM37 249V248H36ZM40 249V248H39ZM51 249V248H50ZM90 249H92V248H90ZM146 249V248H145ZM145 249L143 250V253H144V251H145ZM156 248H154V250H155ZM59 250V249H58ZM130 251H131V249H129ZM128 250V251H129ZM135 250V249H134ZM140 250V249H139ZM39 251V250H38ZM38 251H37V253H38ZM41 251V250H40ZM87 251V250H86ZM85 251V252H86ZM89 251V250H88ZM8 252V251H7ZM34 252H35V250H34ZM44 252V251H43ZM80 252V253H79ZM79 252H77V253H79V255L82 253L81 252V250L79 251ZM140 252V251H139ZM230 252V251H229ZM76 253V254H77ZM86 253H88V252H86ZM142 253V254H143ZM147 253V252H146ZM160 253V252H159ZM35 255H36V253H34ZM54 254V253H53ZM85 254V253H84ZM141 254V253H140ZM32 255H33V253H32ZM35 255H33V256H35ZM43 255V254H42ZM78 255V254H77ZM82 256H83V254H81ZM88 255V254H87ZM90 255V254H89ZM98 255V256H97ZM100 255V256H99ZM155 255V254H154ZM232 255V254H231ZM56 256V255H55ZM128 256V255H127ZM131 257H132V254L130 255ZM138 256V255H137ZM140 256V255H139ZM69 257V256H68ZM130 257V258H131ZM154 257V256H153ZM34 258H36V256L34 257ZM75 258H77V257H75ZM84 258V257H83ZM106 258H108V259H106ZM128 258H129V256H128ZM129 258V259H130ZM133 258V257H132ZM79 259V258H78ZM77 259V260H78ZM127 259V258H126ZM139 259V258H138ZM138 259L136 260V262L138 261ZM67 260H70L69 258L67 259ZM74 260H76V259H74ZM76 260V261H77ZM84 260V259H83ZM140 260V259H139ZM147 260V259H146ZM33 261V260H32ZM36 261V260H35ZM75 261V262H76ZM80 261H82V259L80 260ZM125 261V260H124ZM130 261V260H129ZM128 260H126L125 262H129ZM202 261V260H201ZM67 262V261H66ZM73 262V261H72ZM125 262L123 263V264H125ZM34 263V262H33ZM56 263V262H55ZM132 264H134L135 263V261L134 260H132V262H131ZM130 263V264H131ZM143 262H141L140 261V263L139 264H142ZM145 263V262H144ZM71 264V263H70ZM77 264V263H76ZM136 264V263H135ZM137 264H138V262H137Z\"/></svg>", "mask_w": 264, "mask_h": 264}]
</instances>
